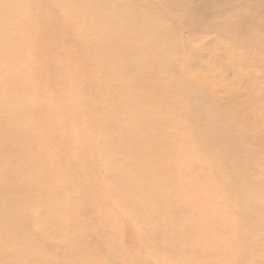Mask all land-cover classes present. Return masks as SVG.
Masks as SVG:
<instances>
[{"label": "rangeland", "instance_id": "rangeland-1", "mask_svg": "<svg viewBox=\"0 0 264 264\" xmlns=\"http://www.w3.org/2000/svg\"><path fill=\"white\" fill-rule=\"evenodd\" d=\"M12 1H13L12 2L13 6L25 5L26 7L25 6L24 7L26 9H24L23 7V13H20V16L18 17V19L20 20H18V22H15V20H10V18H8V16H6L5 14L3 18H1L0 16V20H1L0 27L1 28L10 27L14 23L16 26L15 29L9 30V32H6L5 34L0 35V70H1L0 74L3 75V79L0 80V144H1L0 145V169H3L5 176H7L6 184L8 185V183L10 182L9 185L5 187V189L7 188L8 192L6 190V192H3L2 194L3 195L4 193L11 194V195L8 194L10 195L9 197L8 195H5V197H7L6 199H8V204L4 205V203H2L3 201H1V207H2V210L5 209L7 210V212L9 211L8 213L10 216L12 215L15 218L16 217L19 218L20 216L23 217L24 215L23 213L27 212L25 210V206L28 204L29 201H31L29 199H32V200L37 199L36 204L38 205H36L37 208L35 209H38V211L43 212V211H47V209L51 210L53 209V207H57L58 209H60V206H62L60 210H57V208H54L53 209L54 211L51 210L49 212L55 213L57 210L55 215L58 214V212H60L59 213L60 215L64 213V211H66L64 213L66 215L62 214V216H59V215L54 216V213H53L54 218L56 217L57 219L58 217L61 220V221L58 220L59 222H57L54 218H53L54 221L53 219L49 217L46 219L47 220L46 223H49L51 220L53 222H56V223H53L51 221L49 223V225L54 226L55 228L54 227L51 228L50 226H48V224H46L43 221L45 224L44 223L42 224V228L40 229V232L41 231L43 232V230L44 231L46 230L47 232L45 231L44 233L45 234L47 233L49 237H51V238H48V240H46L47 239L46 236H48L46 235L44 236L45 239L43 240H45V242L51 241L54 244L53 247H48V245L51 244V242L45 243L43 242V240L42 242L36 241V239L40 238V237L38 238V235H36L37 237H35L34 239L35 241L27 243L28 239L26 238V233L28 231L26 230V228H23L24 230L21 229L22 231L26 232L24 235L21 236V239L24 240L22 244L20 240H19L20 242L19 243L18 241L15 242L16 240L12 239V243L15 242V244L16 243L19 245L21 244L20 248H18L19 245L17 246V244L16 245L11 244V246H9L10 245L9 242L7 241L9 245L7 244V242H5L6 244L3 246L4 248L14 247V251L12 249V251L8 254L9 260L11 259L10 260L11 262H8V263L9 264H55L54 261L60 259L62 257V254H64L68 250V252H71L72 255L71 256L69 255L70 260L68 261L67 264H90V263L91 264H133L134 262H137V261L138 263L140 262V264L141 263L142 264H183V263L185 264V262L186 264H192V263L207 264V261L210 258L211 260H209L208 264H211V261L213 262V264H215V262L216 263L218 262L217 264H264V231L262 229V227L264 228L263 226L264 221H262L263 219L262 216L264 217V215H262L263 214L262 211H264V208H263L264 207V202H263L264 201L263 200V197H264V174H263L264 173V0H209V2L207 1V3H209L207 7L208 15H204V13L202 12V8H203L202 6H205L204 3L206 2V0H153L156 3H158L159 5L158 7L161 9L160 12L153 14V16H146L145 19L140 20V21L132 19L133 18V16L131 15L132 8L128 7L127 5L125 6L126 8L125 15L119 16L116 20H109L106 18L100 20L96 17L95 7H88L86 11H83L82 14H80L77 11H75V9H77V6L75 4L70 3V11L72 12V14H70L71 19L69 22L65 20V18H67L68 15L66 17L60 16V13H61L60 9L61 8L66 9V6H64V4L60 5L61 8L59 6H56L54 8V5L51 4L50 0H12ZM117 3L118 2L116 0H112V2L108 4L112 6L113 4L115 5ZM2 6L11 7L10 3L9 5H3V2L0 1V8H2ZM50 8L56 9L55 15L53 14L51 15ZM145 11H148V9H145ZM39 13L41 15H39ZM39 16H41V18ZM152 27H155V30L151 29ZM34 32H36V34H34ZM38 33H42V34L38 35ZM15 37L18 38V41H19L18 46L14 44ZM70 41L72 43H70ZM115 43L121 48V53L116 54V51L112 49L111 46L109 45L111 44L114 47H116ZM73 44L75 46H73ZM102 44H107V47L102 49L101 48ZM15 47L17 48L13 49ZM19 47H22L23 49H20ZM152 51L154 53H152ZM63 52L65 53L63 54ZM64 56H66L67 58ZM71 57L72 58L74 57V58L72 59ZM33 58H34V61L36 60V62L33 61ZM111 58H113L114 60ZM64 59H67L68 61L67 60L64 61ZM71 59L75 62H72ZM106 59H108L110 63ZM82 60H83L84 66L82 65V63L80 64ZM73 63L75 64V66ZM85 65H86V69H84ZM90 66H92L93 68ZM81 67L83 70L78 69ZM88 69H90L91 72H89L90 70ZM87 70L90 75H87ZM30 72L31 74L29 75L28 73ZM92 72H94L93 74L95 77H97L98 80L101 79L100 77H102L103 79L104 77H108L110 79V80H106L108 81V85L106 84V86L108 88L110 87L109 93L111 94L107 95L110 99L106 103L107 105L103 104L104 108L105 106L107 107V110H104V111L99 110L100 112H98V114L100 113L101 118L105 116V119L108 118L107 116L111 117L112 115L111 121L114 122L115 124H121L122 128L124 129V130L121 129L119 133L125 134L128 132V135H131L127 138L128 143L124 144L125 148H122V149L119 148L121 150L118 151V153L119 152L121 153H119L120 158L118 157V154H117V158L120 161L114 159L112 155L114 150H116L115 148L119 147L122 143L121 140L119 139V135H116L117 133L114 135H111L109 133L110 129L114 130L112 127V124H109V123L105 124L104 127H101L102 130L100 129L99 131L90 130L89 128L90 130L89 132L87 128L85 129L81 128V131L84 133H81L80 130H78L79 131L78 133L76 130V134H75V130L74 131L68 130L67 126L66 127L61 126L64 130V132H62L61 131L62 128H61L60 129V131L62 132L61 133L59 130L55 131L54 130L55 128H53V130L51 129L48 130L49 128H46V126H44V123H43V119L45 117L43 118L40 117L46 111L47 114L46 113L45 114H46L47 119L49 118V116H52L54 114L53 116L59 117L61 124L64 123L65 119H62L63 117L65 118L64 112L70 106V102H67V101H72L74 99L80 100L81 98L80 92L84 93L85 90L87 89H90V91H92L93 89L90 88L91 87L90 85L94 83L95 81H98L96 79L94 80L91 79L92 77H94ZM79 73H81L82 75L81 74L79 75ZM39 74H42V75L39 76ZM46 74H48L49 76ZM46 76H48L47 79H46ZM85 76H88V77L86 78ZM79 77L81 78L79 79ZM42 79L44 81L46 80L48 81L44 82ZM41 81H43V83H46L45 87L47 90H45L44 84ZM75 81L78 83V86L75 85L76 84ZM81 81H84L85 85L83 84L84 86L82 85V87H79L81 86V83H83ZM89 82L90 84L88 86ZM74 86L77 87L78 91H76V87ZM104 87H105V84L103 87L100 88V90L103 89ZM137 88L139 91L137 90ZM136 90L138 91V93H136L137 92ZM87 92L88 91H86L85 93ZM36 93L38 94L36 95ZM91 93L92 92L88 94L90 95ZM151 94L153 97L150 96ZM103 95L105 96L104 93ZM116 95L118 98L121 97V99L118 100L117 98L113 97ZM177 95H178V98H177ZM197 95H198V98H197ZM39 96L41 97L45 96V97L41 98ZM57 96L58 97L61 96L59 97L58 101H57L58 99ZM37 98L38 100H36ZM39 98L41 99L40 101H39ZM90 98L93 101H95L96 99V98L95 99L92 98L91 95H90ZM197 101L199 104L200 102H203V101L204 103L211 102L209 104H212L211 106H214L213 107L214 111L212 113L213 115L211 116L210 114L209 117L207 118L206 117L207 115H205L204 117L202 116L201 113L197 114L195 111V108H196L195 106H197ZM40 102L41 103L43 102V103L41 104ZM54 102L56 104H54ZM58 102L60 103L58 104ZM114 102L116 104L118 102V104L115 105ZM91 103L93 104V102ZM94 103L95 105L93 104L92 108H94L97 104L96 102ZM60 104L63 106H60ZM85 104L89 105V103H86V102ZM130 104H133V106L135 105V106L140 107L141 110L137 108L135 110L134 107L133 109L130 108L129 110L127 106ZM40 105H41V108H40ZM159 105L160 107H158ZM34 106L37 109V111L33 113V116L36 118H33V116L31 117L32 115L31 113L34 112V109H35ZM59 106L60 108H63V107L64 108L61 110L59 109ZM193 107H195L194 108L195 114L193 112ZM162 108L163 110L167 109L168 112H171V111L174 112L175 109L176 108L177 109L174 113L173 112L167 113V110L165 111L166 112L165 113L162 111ZM54 109H55V113H54ZM38 110L41 111V113L39 114L40 118L37 116L38 112H40ZM191 110H192L191 113L193 114V116L190 113ZM110 111L112 113H110ZM138 112H142V113H138ZM175 113H177L179 117H177ZM164 114H167V117H165L166 115ZM173 114H175L176 119L174 118L175 116ZM19 115L21 119H17ZM194 115L195 117L196 115L198 117V118L196 117L195 120H194ZM220 116L222 120L220 119ZM120 117L121 118L123 117V118L121 119ZM46 118L44 120H47ZM40 119H41V122L39 121ZM200 119H202L201 122L204 124H208L211 121L210 122L211 124H209V126L212 125L211 127L213 128L216 126L215 127L216 130L219 129L220 131H222V133H224V131L227 130L229 134L231 133L230 137H232L233 140L229 138L228 132L225 134L226 137L224 135L223 136L220 135L222 137L220 136L216 137L217 136L216 135L215 138H212V140L210 138H209L210 140L206 138L204 140L203 139L204 137L202 136L205 135L208 138L207 135L209 134V132H207V129L206 131H203L202 128H201V131H198L196 127L199 125L198 121H200ZM107 120H109V118ZM165 120L167 121L168 124L165 122ZM156 121L157 123H155ZM35 122L37 123L36 127L34 124ZM191 123L198 124L196 126L194 125L195 126L194 131L193 130L191 131L190 130L191 128L188 127L189 124L191 125ZM223 123L225 125H223ZM57 125L58 124L55 123V126ZM170 125L174 126V128L171 126L173 130L170 129L171 128ZM194 126L191 125V127H194ZM221 126L222 127L224 126L226 129L224 127L223 129ZM32 127L34 128L32 129ZM37 127L39 128L38 131L41 128L40 132L37 131L39 134L43 131V134L42 133L40 134L43 138L40 137V135L37 134V132H36V135H39V136L35 137L34 130L37 129ZM198 128L200 129V127ZM187 129L190 131L187 132ZM67 130L70 132V134H66V132L69 133ZM143 130H146V131H143ZM183 130H186L187 133ZM53 131L60 132V134L58 133L55 134ZM122 131H124L125 133ZM71 132H74L75 134L74 137H72L73 134H71ZM94 132L95 133L97 132V133L94 134ZM168 132L170 133V135L173 134L171 136L172 138L170 137L172 140L170 141V143H168L170 140L169 138L170 135ZM175 132L178 133V134L176 133L178 138L175 137L176 136ZM232 132H234V134ZM88 133L90 134V136ZM103 133L105 135H103ZM150 133H152L153 135H151ZM195 134H196V137H195ZM200 134L201 135L203 134V135L198 136ZM149 135H150V138H149ZM183 135H186V136L184 137ZM56 136H58L59 138ZM66 136L68 137L70 136L72 138V139L70 138L72 140L70 142H72L73 147L71 148L72 150L71 149L69 150L71 152L67 151L69 148L67 149L68 146H65L66 145L65 139L67 138ZM78 136H83L82 140H81V137L79 138ZM198 137H201V138H198ZM235 137H238V138L236 139ZM36 138L39 140H36ZM44 138H46L47 141L49 140L48 142L50 143L51 141H53V143L51 144L48 143L49 144L48 145L46 140H45V143H42L44 142ZM93 138H95L94 141H93ZM103 138L106 140H104ZM76 139L77 140L79 139V141H77ZM234 139H236L237 144L234 143L235 142ZM99 140H100V143H99ZM101 141L104 144H102ZM117 141H119L118 142L119 144L117 143ZM179 141L181 142L183 141L182 144ZM185 141L186 143H184ZM207 141H210L209 142L210 144H208ZM55 142H58V143L55 144ZM211 142L213 144L215 143L214 146L217 144L216 147L213 146L212 148ZM60 143H62L63 146ZM164 143H166V145ZM172 143H173V146H171ZM206 143L208 144L207 146H209L210 149L206 148L207 147L205 146ZM54 144L55 145L59 144V146H55ZM94 144H95V147L93 146ZM167 144L169 145V147ZM234 145L236 149H234ZM48 146H50L51 150L54 153L49 150ZM76 146L77 148H75ZM63 147H64V150L66 151L61 149ZM202 147H205V148H202ZM41 148L42 149L44 148V149L42 150ZM99 149L100 151H98ZM198 149L200 151L201 149L202 150L204 149V152L201 151V154H202L201 156H203L202 157L203 159L198 157L200 155V152ZM208 149L209 151L212 150L211 153L209 151H208L209 153H207ZM232 149L234 150V152H232L233 151ZM81 150H83V152ZM110 150H113V151H110ZM214 150L215 151L218 150L217 152H219L220 154L215 152ZM80 151L82 154V157H81L82 159L80 158L81 160L78 158L81 155L79 156L76 155V153L80 154ZM1 152L3 154H1ZM68 152H69V158L66 156V154L68 155ZM93 152L94 153L96 152V153L93 154ZM193 152H194V155L196 154L195 156L193 155ZM44 153H45V156H44ZM213 153L214 155H212ZM215 153H217L216 156H215ZM233 153H236V154L234 155ZM49 154L55 155V158H52L54 157L53 155L49 157ZM71 154H74L73 157ZM142 154H143V158L141 159L138 155L142 156ZM154 154H155V157L153 156ZM59 155H62L61 156L62 158L65 157L63 158L65 160L62 159L64 163L61 162L62 160H60L61 157H59ZM209 155H212V156H209ZM231 155L232 156L234 155L235 157L236 155H238L236 158L240 157L239 159H242L240 160L242 161V164H243L241 170H239L240 167H238V169L236 167L235 169V165L231 163L232 161ZM28 156L30 158L32 157L31 160L27 158ZM204 156H207V157L209 156V158L207 159L205 157L206 158L205 159ZM214 156L215 158H213ZM218 156H220V159ZM24 157H26L27 159H25ZM87 157L89 160L87 159ZM196 157H197L198 162L196 160ZM244 157H248L250 161L246 162V159L244 161L243 159ZM92 158L95 161H93ZM228 158L230 159L228 160ZM51 159H54V160H51ZM96 159L98 162H100L99 166H98ZM58 160H60V162ZM201 160L202 161L204 160L203 164L201 163L202 162ZM212 160L216 161L217 164L218 163L219 164L217 165L215 162L213 163ZM30 161L32 164L30 163ZM73 161L74 163H72ZM45 162H48V163H45ZM55 162H59L61 165L60 164L57 165V163L55 164ZM227 162H228V165H227ZM69 163H72V164H69ZM224 163L225 165L222 168V165ZM49 164H51L50 167H49ZM63 164H64L63 168L66 167L64 169L61 167ZM191 164H192V167H191ZM199 164L203 166L196 167V165H199ZM14 165H18L19 167L18 166L15 167ZM53 165H57V167L59 166L61 168L58 167L59 168L58 170V168L55 167L54 168L55 172H51L53 170L52 169ZM91 165H93V167ZM193 165L195 167H193ZM219 165L222 169L219 168ZM233 165H234V168H233ZM29 166L31 169L26 170L27 168H29ZM97 166L101 168L99 169ZM210 166L213 169H211ZM75 168L79 170H81L82 168L81 171L83 172L81 171L77 172ZM176 168L178 172L176 171ZM195 168H197V170ZM232 168L235 170L233 171ZM73 169H74V174L72 172ZM210 169L213 170L214 172H212ZM228 170L229 171L231 170V171L229 172ZM47 171H48V174L45 175ZM56 171H57V175L54 174L56 173ZM32 172L34 173L32 174ZM103 172L104 174H102ZM193 172H196L195 174L196 176L193 174ZM204 172L207 175L209 174V176H207ZM234 172L235 174L232 175ZM30 173L32 176H29ZM59 173L61 175H59ZM81 173L83 175H80ZM200 173H204V176L203 174L200 175ZM216 173L218 175V178L221 177L220 181L222 180L221 182H223V184L219 181V179H217V175L215 176ZM211 174L213 175V177H211L212 176ZM239 174H241L243 178L239 177ZM70 175L72 177H69ZM143 175L145 177H143ZM197 175L200 177L199 178L200 181L202 180L201 182H199ZM223 175L225 177H223ZM231 175L232 177H230ZM167 176L168 178H166ZM158 177H161V178H158ZM215 177L217 179V182L215 180ZM247 177L249 178L247 179ZM51 178H52V181H50ZM87 178L89 181L87 180ZM100 178L102 179L101 181L103 183L97 180V179L100 180ZM122 178L126 180L127 184L129 183L128 185L130 188L123 184ZM192 178L193 179L197 178L195 180H197L198 183ZM55 179H57L58 181V183L56 182L57 185L60 183L59 184L61 185L60 188L57 185H53V184H56L53 181ZM85 179L87 182L84 181ZM94 179L95 181H97L98 186L95 185L96 182L94 183ZM223 179L226 180V182H224ZM242 179H245L247 181L250 179L247 182L248 185L246 184V182L244 183L243 181L245 180H242ZM27 180L29 181L28 183H27ZM61 180L63 182H61ZM208 180H211L210 184ZM104 181H106L107 183ZM160 181H162V183H160ZM193 181H194V184L192 185ZM236 181L238 183H236ZM13 182L15 183L14 185L15 188L11 187L13 186L12 185ZM239 182L241 183L239 184ZM242 182L244 183V187H242L243 185ZM84 183H86L87 186H85ZM89 183L92 186H95L94 189L92 188L91 185H89ZM173 183L175 184V186ZM212 183H215V184L212 185ZM252 183L253 184L255 183L254 186ZM142 184L144 187L142 186ZM163 184L166 188L163 187ZM204 184L207 186V189H205L206 187ZM219 184H220L221 192L218 195ZM226 184H227V187H226ZM250 184H252L251 187L249 186ZM210 185L212 186V188ZM29 186L31 187L28 188ZM191 186L193 187L192 189L190 188ZM37 187L38 188L40 187V188L38 189ZM88 187L90 191L89 194L87 193ZM195 187L197 188L196 190H195ZM208 187H210V191ZM245 187L248 188V190ZM255 187L257 188V190H255L256 189ZM124 188L127 189L128 192ZM154 188L157 189V190L155 189L156 191L155 193L153 190ZM243 188L247 193L242 191ZM226 189L227 191L229 190L228 193L226 192ZM249 189L254 190V193H256L255 199L253 198L254 196L252 195L253 193H250ZM66 190H70L71 192H68ZM75 190L77 191L75 192ZM97 190L100 193L97 192ZM108 190L110 191L107 192ZM120 190L122 191L120 192ZM212 190L214 191V193L216 192L217 194L216 193L214 194ZM59 191H62V192H59ZM132 191L133 192L135 191V192L133 193ZM176 191L178 194L175 193ZM67 192L69 194L71 193V195L74 192L75 194H73L72 197L71 195L70 197L67 196L69 194H66L67 197L63 195V198L59 196V194L62 196V194H65ZM158 192L161 193L160 196L155 195ZM162 192L163 194L165 192L163 196L165 200L163 199V197H161ZM126 193L128 195L130 193L129 196H131L132 193L135 196H137L138 194L137 197L132 196L133 198H136L137 201L136 199H132L131 197H129ZM221 193H223L225 196L222 195ZM84 194L86 195L83 198ZM168 194L174 195V198L173 196H171L173 199L170 198ZM74 195L76 196L73 197ZM122 195H124L126 199L122 198V200L120 201L121 197H124ZM242 195L246 196L244 199L245 201L243 200L244 197L241 198ZM257 195L259 199L258 197H256ZM17 196L21 197V199L19 197H18L19 199L18 198L16 199ZM37 196L41 197L42 199L41 202ZM64 197L68 201L63 200ZM165 197L170 198L171 199L170 202H167L169 201V199L168 198L166 199ZM22 198H24L25 200H22ZM78 198H79V202H78ZM93 198L94 200L97 199V201L99 202L96 203V200H95L92 203ZM129 198H131L132 199L131 201L135 202V204L137 205L138 212H135V216H131V215L127 216L125 214L126 217L124 215L123 217H121L120 216L121 208L126 204L127 205L131 204ZM155 198L159 200H156ZM1 199H3L2 196L0 197V200ZM61 199L63 200V202L61 201ZM71 199L74 201L72 202ZM219 199L220 201L217 202V200ZM224 199L226 200V202ZM251 199L253 201H251ZM140 200H143V201L140 202ZM172 200L173 201L176 200L175 201L176 203L174 202L175 203L174 204ZM229 200H230V203L228 205ZM257 200L259 201L256 202ZM162 201L163 203L164 202L165 203L164 204L161 203ZM18 202H20L21 204ZM61 202L64 205V207H67L65 205L69 206L70 204L69 206L70 208H65L64 210V207L61 204ZM124 202L126 204H124ZM166 202L168 203V205ZM260 202L261 204L263 203L262 205H260V207L263 208L261 210L262 216H260L261 208L258 205ZM41 203H43V205L45 204V207L47 206L48 203L50 205L48 204V206L45 208L43 207V205L41 206ZM52 203H53V206H52ZM250 203L252 204L250 205ZM99 204H101V206L103 207H100ZM132 204L131 206L134 205ZM159 205L161 206L159 207ZM248 205H250L251 206L250 208H252L253 210L252 209L250 210V208L248 207L246 211L249 210L251 213L249 211L246 212L244 210L246 209ZM253 205L255 207V210L253 208ZM10 206H12L13 208ZM17 206H19V208ZM21 206L23 208H21ZM172 207L173 209H171ZM10 208L12 209L16 208V211L14 210L15 212H12L13 210ZM113 208H114V211L112 210ZM236 208L238 209L243 208V210L239 209V212H238ZM23 209L25 211H23ZM186 209L189 210V212ZM70 210H73V211H70ZM158 210H161V211H158ZM175 210L177 211L174 213ZM232 210H234L233 211L234 213L237 212L238 214L237 213L233 214L231 212ZM107 211L109 212V214ZM253 211H256V212H253ZM19 212L22 213V215ZM105 212H107V214ZM226 212L228 213L226 214ZM252 212L254 214H252ZM74 213H76V215L78 213L79 214L75 216L74 218H72V216L75 215ZM190 213L192 215H190ZM244 213H247L245 214L247 215L246 217L243 216ZM148 214H150L151 216ZM179 214H181L180 215V217L182 216L181 218L177 217L179 216ZM231 214H233V216ZM109 215L111 217H109ZM89 216L91 217L88 218ZM105 216L108 218L105 219L104 221ZM148 216L150 217V219L148 218ZM137 218H139L138 219L139 221L137 220ZM235 218H238V219H235ZM247 218H249L248 219L249 221L247 220ZM254 218H257V219H254ZM123 219L124 221L122 222L121 220ZM126 219H128L131 223L127 222L128 220ZM178 219L179 221L181 219V221L179 222ZM113 220H115V222ZM145 220L146 222H144ZM242 220H245V221L241 222ZM107 221L109 223H107ZM125 221L127 222V224ZM142 221L143 223H145V225L142 224ZM151 221L152 223H150ZM72 222L75 223V225H73ZM138 222H141L140 225L142 224V226H139ZM184 222H185V225H184ZM234 222L236 223V225ZM113 223H115V225L117 224L120 225L122 223L121 224L122 226L121 225L114 226ZM159 223L161 225L163 223L165 224L161 226ZM253 223L256 225H254ZM190 224L192 225L191 227L188 228L186 225L189 226ZM55 225L56 226L58 225V227H56ZM65 225L66 227L64 228ZM146 225H148V227L150 225L151 228L149 227L150 228L149 229L148 227H146ZM46 226L50 228L49 233H48ZM133 226H137L140 230H138V228L135 227V229H133V231L130 232L132 230L130 228H134ZM143 226H145L146 228H144ZM160 226L161 228L159 230L160 231L162 230L161 232L165 231L166 235H169V233L171 234V236L169 235L168 238L173 236L172 237V240H173L174 237L177 236V239L180 240L178 241L179 243L184 242L182 243L183 246L181 245V243L180 245L182 246L181 247L182 249L184 247L188 248L187 252L185 250L186 248H184L182 252L180 251V249L178 250V247H180V245L177 244L178 242L176 241L177 239L175 238L174 242L176 241V244L174 243L175 246L173 247L176 248V252L178 254L175 253L174 251L175 248H170L171 247L170 245H172L173 243L168 242L169 240L171 241V238L165 239L167 238L165 234H162L161 232L156 233L157 231L159 232L157 228ZM164 226L166 227L165 230H164ZM180 226L182 227V230H178ZM192 226L194 227V229ZM251 226L255 228L253 227L251 228ZM113 227L115 229L114 232H116L117 227H119L118 230H120V232L119 231L118 232L120 234L116 232L113 235V230H114ZM125 227L127 229V234H125L126 232V229H124ZM172 227H173V231L177 230V232L175 231V236L172 235V233L174 234V232L172 231ZM259 227H261V231ZM10 228L16 229L18 231L20 230L18 226L13 225V224L11 225ZM53 228L55 232H53L52 230ZM121 229L123 232H121ZM152 229L154 231L156 229L157 231L155 233L153 231L152 233ZM189 229L191 231L193 230L191 234L189 233L187 234L189 237L191 235V240H189L190 238L187 237L189 239L186 238L187 239L186 241L184 240L186 237L185 233L190 232ZM138 231L145 232L144 237L148 239L149 243L147 242L148 245H145V251H144L143 243L141 242H146V241H142V240L140 241L137 238H134L135 236L140 239L139 235L143 234L141 232L138 233ZM179 231L180 233H178ZM258 231L260 232V234H258ZM30 232L31 231H29L28 233L31 236ZM50 233L51 234L54 233V236L53 234L50 236ZM177 233L180 235V237L182 235L183 237V239L181 238L182 240L180 239V237H178L179 235H177ZM116 234H118L119 236L117 240H116V237L118 236ZM160 234L162 236H160ZM163 235H164V238H163ZM183 235H185V237ZM258 235L263 236V238H260L261 236L258 237ZM111 236L112 237L116 236V237L112 238ZM259 238L261 240H259ZM149 239L150 240L153 239L154 243L152 244V242H150ZM213 239L216 240L215 243ZM114 240L116 241L114 242ZM121 240L123 241L121 242ZM136 240H138V243L136 242ZM117 242L120 244V246L119 244H117ZM165 242L166 243L168 242V244H166ZM24 243H25V247H24ZM114 243H116L117 245ZM164 243L166 244L167 247L170 246L169 251L166 247L165 248L167 250L161 251V249L163 248L162 246H165ZM189 243L191 246L193 245L192 248L190 245H188ZM248 243L250 244L248 245ZM123 244H126L129 247ZM132 244L133 246L135 245V248L132 247ZM136 244L138 246L140 245L141 247L140 246L136 247ZM114 245L117 247H115ZM159 245H162V246H159ZM31 246L32 248H29ZM148 246L151 248H149ZM249 246H251V248ZM40 247L41 249L44 248L42 249L43 252L41 249H39ZM155 247H158L159 250L158 248H155ZM215 247L218 250L215 249ZM241 247H244V249ZM112 248H114L115 250ZM118 248L119 250L120 249L121 250L116 251V249ZM197 248L199 249L198 252H197L198 250ZM36 249H38L37 253H36ZM132 249H135V250L133 251ZM191 250H193L196 254H194V252H192ZM44 251H46V253H44ZM127 251L130 252L131 257L127 253ZM164 251H167V254ZM178 251L181 252L182 254L183 259L181 260H180L181 255H179L180 253ZM17 252H20V255L19 253L17 254ZM143 252H146V253H143ZM2 253L4 252H1L0 250V255ZM203 253H205L206 255ZM211 253L213 254L211 255ZM10 254L12 255V257ZM123 254H125V256H123ZM192 254H193V257L191 259ZM229 254H231V256ZM16 255L17 256L19 255L20 257H17ZM120 255H121V259L119 258ZM176 255L177 256L179 255V256L177 257ZM199 255H202V257ZM216 255L220 256L218 260L216 258ZM229 256H230V260H228ZM127 257L130 259H127ZM132 258L135 259V261ZM177 258L178 260H175ZM112 259L114 260L112 261ZM123 260L126 261V263H124ZM128 260L129 261L131 260L130 261L131 263Z\"/></svg>", "mask_w": 264, "mask_h": 264}, {"label": "bare ground", "instance_id": "bare-ground-1", "mask_svg": "<svg viewBox=\"0 0 264 264\" xmlns=\"http://www.w3.org/2000/svg\"><path fill=\"white\" fill-rule=\"evenodd\" d=\"M0 1L3 2V5H9V3H10V5H11V7H3V6H2V8H0V16H1V18H3V17H4V14H5L6 16H8V18H10V20H15V22H18V20H20V19H18V17L20 16V13H23V7H24L25 5L13 6V3H12L13 1H12V0H0ZM116 1H117L118 3L115 4V5L113 4V5L111 6V5H109L108 3L112 2V0H50L51 4L54 5V8H55L56 6H59V7H60L61 4H64V6H66V9H63V8L60 7V8H61V9H60V11H61L60 16H64V17H66V16L68 15V17L65 18V20H66L67 22L70 21V19H71L70 14H72V12L70 11V3L75 4V5L77 6V9H75V11H77V12L80 13V14H82L83 11H86V10L88 9V7H95V8H96V17H97L98 19H100V20L105 19V18H106V19H109V20H116L119 16H123V15H125V14H126V8H125L126 5H127L128 7H131V8H132V10H131V15L133 16L132 19H134V20H138V21L145 19L146 16H153V14H156V13L160 12V10H161V9L158 7V6H159L158 3H156V2L153 1V0H116ZM207 1L209 2V0H206V2L204 3L205 6H202V7H203V8H202V12L204 13V15H208V8H207V7H208L209 3H207ZM25 7H26V6H25ZM25 7H24V9H26ZM54 8H50V9H51V10H50V11H51V15H52V14H53V15L56 14V9H54ZM145 9H148V11H145ZM24 13H25V12H24ZM39 15H41V14L39 13ZM39 17L41 18V16H39ZM40 18H39V20H40ZM37 20H38V19H37ZM0 21H1V20H0ZM45 21H46V20H45ZM67 22H66V23H67ZM29 24H30V23H29ZM30 25H31V24H30ZM30 25H29V26H30ZM19 26H20V25H19ZM19 26H18V27H19ZM15 27H16V26H15V23L12 24L10 27H7V28H1V27H0V28H1V29H0V35H1V34H5L6 32H9V30H13V29H15ZM29 28H30V27H29ZM36 28H37V27H36ZM41 29H42V28H41ZM151 29L155 30V27H152ZM34 30H35V29H34ZM68 30H69V29H68ZM146 30H147V29H146ZM36 31H37V30H36ZM39 31H40V30H39ZM37 32H38V31H37ZM40 32H41V31H40ZM42 32H43V30H42ZM156 32H157V30H156ZM34 34H36V32H34ZM40 34H42V33H38V35H40ZM33 36H34V35H33ZM33 36H32V37H33ZM35 36H37V35H35ZM41 36H42V35H41ZM50 36H51V35H50ZM32 37H31V39H32ZM39 37H40V36H39ZM163 37H164V36H163ZM33 38H34V37H33ZM36 38H37V37H36ZM14 39H15V43H14V44L18 46V45H19V44H18V43H19L18 38L15 37ZM34 39H35V38H34ZM40 39H41V38H40ZM43 39H44V38H43ZM16 40H17L18 42H17ZM72 41H73V40H72ZM151 41H152V40H151ZM66 43H67V42H66ZM70 43H72V42L70 41ZM109 45L111 46L112 49H114V50L116 51V54L121 53V48H120L116 43H115L116 47H114V46L111 45V44H109ZM73 46H75V45L73 44ZM58 47H59V46H58ZM105 47H107V44H102V45H101V48H102V49H104ZM145 47H146V46H145ZM16 48H17V47H15V48H13V49H16ZM19 48H20V49H23L22 47H19ZM59 48H60V47H59ZM60 49H61V48H60ZM66 52H67V51H66ZM25 53H26V52H25ZM64 53H65V52H63V54H64ZM152 53H154V52L152 51ZM77 54H78V53H77ZM67 55H68V54H67ZM67 55H66V56H67ZM150 55H151V54H150ZM66 56H64V57H66ZM39 57H40V55H39ZM62 57H63V55H62ZM74 57H75V56H74ZM74 57H73V58H74ZM86 57H87V56H86ZM156 57H157V56H156ZM12 58H13V57H12ZM21 58H22V57H21ZM66 58H67V57H66ZM71 58H72V57H71ZM73 58H72V59H73ZM87 58H88V57H87ZM31 59H32V58H31ZM72 59H71V61H72V62H75V61H73ZM80 59H81V58H80ZM88 59H89V58H88ZM111 59H113V58H111ZM66 60H67V59H64V61H66ZM106 60L109 62L108 59H106ZM113 60H114V59H113ZM33 61H34V58H33ZM67 61H68V60H67ZM34 62H36V60H35ZM34 62H33V63H34ZM72 62H71V63H72ZM84 62H85V61H84ZM18 63H19V62H18ZM57 63H58V62H57ZM59 63H60V62H59ZM66 63H67V62H66ZM81 63H82V65H83V60H82V62H80V64H81ZM109 63H110V62H109ZM36 64H37V63H36ZM42 64H43V63H42ZM68 64H69V62H68ZM73 64H74V63H73ZM63 65H64V64H63ZM78 65H79V64H78ZM98 65H99V64H98ZM110 65H111V64H110ZM74 66H75V64H74ZM83 66H84V65H83ZM136 66H137V65H136ZM90 67H92V66H90ZM54 68H55V67H54ZM73 68H74V67H73ZM92 68H93V67H92ZM78 69L83 70L82 67H81V68H78ZM84 69H86V65H85ZM35 70H36V69H35ZM72 70H73V69H72ZM74 70H75V69H74ZM88 70H90V69H88ZM88 70H87V75H90L89 72H91V70H90L89 72H88ZM94 70H95V69H94ZM0 71H1V70H0ZM95 71H96V70H95ZM171 71H172V70H171ZM98 72H99V71H98ZM134 72H135V71H134ZM93 73H94V72H92V74H93ZM22 74H23V73H22ZM28 74L30 75L31 72L28 73ZM28 74H27V75H28ZM80 74H81V73H79V75H80ZM85 74H86V72H85ZM92 74H91V75H92ZM98 74H99V73H98ZM41 75H42V74H39V76H41ZM46 75H48V74H46ZM59 75H60V74H59ZM72 75H73V74H72ZM81 75H82V74H81ZM21 76H22V75H21ZM48 76H49V75H48ZM48 76H46V79H47ZM93 76H94V74H93ZM85 77L87 78L88 76H85ZM94 77H95V76H94ZM94 77L91 78V76H90L91 79H93V80H94V79L98 80L97 77H95V78H94ZM40 78H41V77H40ZM40 78H39V79H40ZM50 78H51V77H50ZM72 78H74V77H72ZM80 78H81V77H79V79H80ZM100 78H101L100 80L95 81L94 83L91 82L92 84L90 85V86H91L90 88L93 89L92 91H90V89H87V90L84 89L85 92H86V91H88V92H87V93H85V92H84V93H83V92H80V95H81L80 100H76V99H74V100H72V101H67V102H70V106H69V107L66 109V111L64 112L65 118H64V117L62 118V119H65V122H64V123L61 124V122H60V120H59V117H58V116H53L54 114H53L52 116H49V118L47 119V118H46V114H47L46 111H45L46 114L43 112L44 114H42V115L40 116L39 114L41 113V111H40L41 109L38 110V111H40V112H38L37 116H38V117L40 116V117H42V118L45 117V118L47 119V120H44V119H45V118H44V119H43V123H44V126H46V128H49L48 130H50V129L53 130V128H55V129H54L55 131H58V130L60 131V129L62 128L61 126H65V127L67 126V127H68V130H73V131L75 130V134H76V130H77V132L79 133L78 130L81 131V128H82V129L87 128V130H89V128H90V130H95V131L98 130V131H99V130L101 129V127H104V126H105V124H107V123L112 124V127H113L114 130L110 129V130H111V131H110V130L108 129V130H109V133H110L111 135H114V134L117 133L116 135H119V139H120L121 142H122L121 145H120L119 147L115 148L116 150H114V152L112 153V155H113V158H114V159L120 161V160L117 158V154H118V157H119V153H121V152L118 153V151H120L122 148H125V147H124V144L128 143V142H127V138H128L129 136H131V135H128V132L125 133L124 131H122V132H124L125 134H121V133H119V132L121 131V129H122V130H124V129L122 128V125H121V124H115L114 122L111 121V119H112V115H111V117H110V116H107V117L109 118V120H107L108 118L105 119V116H103V117L101 118L100 113L98 114V112H100L99 110H101V111L107 110V107L105 106V108H104L103 104H106V103L109 101L110 98H109L107 95H108V94H111V93H109V92H110V90H109L110 87L108 88V87L106 86V84L108 85V81H106V80H110V79H109L108 77H104V79H103L102 77H100ZM2 79H3V75L0 74V80H2ZM69 79H70V78H69ZM75 79H77V78H75ZM82 79H84V78H82ZM42 80H43V79H42ZM85 80H87V79H85ZM10 81H11V80H10ZM43 81H44V80H43ZM43 81H41V82L43 83ZM46 81H48V80H46ZM46 81H44V82H46ZM76 81H78V80H76ZM76 81H75V83H76L75 85L78 86V83H77ZM90 81H91V80H90ZM13 82H14V81H13ZM81 82H83V83H81ZM81 82H80V83H81V86H79V87H82V85L84 84V81H81ZM86 82H87V81H86ZM35 83H36V82H35ZM134 83H135V82H134ZM1 84H2V83H1ZM43 84H44V87H45V84H46V83H43ZM72 84H74V83H72ZM89 84H90V82L88 83V86H89ZM104 84H105V87H104L103 89L100 90V88L103 87ZM135 84H136V83H135ZM141 84H142V83H141ZM190 84H191V83H190ZM37 85H38V84H37ZM40 85H41V84H40ZM51 85H53V84H51ZM62 85H63V84H62ZM84 85H85V84H84ZM84 85H83V86H84ZM101 85H102V86H101ZM32 86H33V85H32ZM76 86H74V87H76ZM130 86H131V85H130ZM172 86H173V85H172ZM132 87H133V86H132ZM31 88H32V87H31ZM83 88H84V87H83ZM53 89H54V88H53ZM53 89H52V90H53ZM78 89H80V88H78ZM161 89H162V87H161ZM37 90H38V89H37ZM45 90H47L46 87H45ZM81 90H82V89H81ZM113 90H114V89H113ZM137 90H138V88H137ZM137 90H136V91H137ZM76 91H78V90H77V87H76ZM76 91H75V92H76ZM79 91H80V90H79ZM138 91H139V90H138ZM138 91H137L136 93H138ZM143 91H144V90H143ZM161 91H162V90H161ZM28 92H29V91H28ZM51 92H52V91H51ZM90 92H92V93L90 94V95L92 96V98H94V99L96 98L97 100L95 99V101H93V100L90 98V95L88 94V93H90ZM189 92H190V90H189ZM53 93H54V92H53ZM62 93H63V91H62ZM103 93L105 94V96L103 95ZM112 93H113V92H112ZM149 93H150V92H149ZM166 93H167V91H166ZM169 93H170V92H169ZM174 93H175V92H174ZM37 94H38V93H36V95H37ZM56 94H57V93H56ZM56 94H55V95H56ZM92 94H93V95H92ZM163 94H164V93H163ZM36 95H35V96H36ZM58 95H59V94H58ZM99 95H101V96H99ZM122 95H123V94H122ZM174 95H175V94H174ZM4 96H5V95H4ZM150 96H152V94H151ZM154 96H155V94H154ZM170 96H171V95H170ZM195 96H196V95H195ZM39 97H41V96H39ZM42 97H45V96H42ZM42 97H41V98H42ZM54 97H55V96H54ZM59 97H61V96H59ZM59 97L57 96V98H58L57 101L59 100ZM99 97H100V99H99ZM111 97H112V96H111ZM113 97L117 98L118 100L121 99V97L118 98L117 95H116V96H113ZM152 97H153V96H152ZM200 97H201V96H200ZM55 98H56V97H55ZM139 98H140V97H139ZM143 98H144V97H143ZM159 98H160V97H159ZM164 98H165V97H164ZM177 98H178V95H177ZM197 98H198V95H197ZM117 99H116V101H117ZM166 99H167V98H166ZM34 100H35V98H34ZM36 100H38V98H37ZM40 100H41V99L39 98V101H40ZM61 100H62V99H61ZM61 100H60V101H61ZM162 100H163V99H162ZM26 101H27V100H26ZM62 101H63V100H62ZM62 101H61V102H62ZM113 101H114V100H113ZM159 101H160V100H159ZM163 101H164V100H163ZM85 102H86V103H89V105H86ZM91 102H93L94 105H95L94 102L97 103V104H96L97 107H96V106H95V107L93 106V107H94L95 109H97V110H95L94 108H92V105H93V104H92ZM111 102H112V101H111ZM183 102H184V101H183ZM199 102H200V101H199ZM205 102H206V101H205ZM33 103H34V102H33ZM35 103H36V102H35ZM40 103H41V102H40ZM40 103H39V104H40ZM42 103H43V102H42ZM42 103H41V104H42ZM59 103H60V102H58V104H59ZM114 103H115V102H114ZM144 103H145V102H144ZM201 103H202V104H201ZM203 103H204V101H203V102H200V104H201V105H200V104L198 103V101H197V106H195L196 108L193 107V112H194V108H195V111H196L197 114H198V113H199V114L201 113L202 116H204V117H205V115H207L206 117L208 118L210 114H211V116L213 115L212 113H213V111H214V108H213L214 106H211L212 104H209V103H211V102H209V103H204V104H203ZM27 104H28V103H27ZM36 104H37V103H36ZM54 104H56V103L54 102ZM108 104H109V103H108ZM117 104H118V102H117ZM117 104L115 103V105H117ZM193 104H194V103H193ZM32 105H33V104H32ZM106 105H107V104H106ZM141 105H142V104H141ZM177 105H178V104H177ZM60 106H63V105L60 104ZM60 106H59V109L62 110L64 107H63V108H60ZM108 106H109V105H108ZM110 106H111V105H110ZM156 106H157V105H156ZM161 106H162V105H161ZM165 106H166V105H165ZM36 107H37V106H36ZM120 107H121V106H120ZM127 107H128L129 110H130V108L133 109V107H134L135 110H136V108L139 109V110H141L140 107L135 106V105L133 106V104H130V105H128ZM158 107H160V105H159ZM175 107H177V106H175ZM178 107H179V106H178ZM34 108H35V106H34ZM40 108H41V105H40ZM44 108H45V107H44ZM167 108H168V107H167ZM171 108H172V107H171ZM215 108H216V107H215ZM35 109H36V108H35ZM35 109H34V112L31 113V114H32L31 117L33 116V113H35V111H37V109H36V110H35ZM59 109H58V110H59ZM165 109H166V108H165ZM169 109H170V108H169ZM176 109H177V108H176ZM176 109H175V111H176ZM178 109H179V108H178ZM190 109H191V108H190ZM28 110H29V109H28ZM42 110H44V109H42ZM61 110H60V111H61ZM93 110H94V112H93ZM166 110H167V109H166ZM166 110H163V108H162V111H163V112H165ZM182 110H183V109H182ZM182 110H181V111H182ZM26 111H27V110H26ZM175 111H174V112H175ZM181 111H180V112H181ZM217 111H218V110H217ZM96 112H97V113H96ZM117 112H118V111H117ZM120 112H121V111H120ZM125 112H126V111H125ZM125 112H124V114H125ZM171 112H173V111H171ZM171 112H168V110H167V113H171ZM174 112H173V113H174ZM177 112H178V111H177ZM182 112H183V111H182ZM191 112H192V110L190 111V113H191ZM48 113H49V111H48ZM54 113H55V109H54ZM103 113H105V112H103ZM110 113H112V112L110 111ZM138 113H142V112H138ZM161 113H162V112H161ZM161 113H160V114H161ZM165 113H166V112H165ZM219 113H220V112H219ZM96 114H98V115H100V116H98V115H96ZM106 114H107V112H106ZM124 114H123V115H124ZM175 114L177 115V117H179L177 113H175ZM175 114H173V115L175 116ZM191 114H192V113H191ZM191 114H190V115H191ZM194 114H195V112H194ZM203 114H204V115H203ZM34 115H35V114H34ZM49 115H50V114H49ZM161 115H162V114H161ZM164 115H166L165 117H167V114H164ZM169 115H170V114H169ZM171 115H172V114H171ZM180 115H181V114H180ZM183 115H184V114H183ZM62 116H63V115H62ZM155 116H157V115H155ZM174 116H173V117H174ZM192 116H193V114H192ZM217 116H218V114H217ZM217 116H216V118H217ZM40 117H39V118H40ZM115 117H116V116H115ZM123 117H124V116H123ZM123 117H122V118H123ZM160 117H161V116H160ZM171 117H172V116H171ZM196 117H197V115H196ZM196 117H195V115H194V120H195ZM33 118H36V117L33 116ZM39 118H38V119H39ZM42 118H41V119H42ZM120 118H121V117H120ZM122 118H121V119H122ZM126 118H127V117H126ZM163 118H164V117H163ZM168 118H169V117H168ZM168 118H167V119H168ZM174 118L176 119V116H175ZM197 118H198V117H197ZM200 118H201V117H200ZM207 118H205V119H207ZM17 119H21L20 115L17 117ZM24 119H25V118H24ZM41 119L39 120L40 122H41ZM104 119H105V120H104ZM124 119H125V118H124ZM128 119H129V117H128ZM139 119H140V118H139ZM161 119H162V118H161ZM164 119H165V118H164ZM171 119H172V118H171ZM171 119H170V120H171ZM191 119H192V117H191ZM202 119H203V118H202ZM202 119H200V121L197 120L199 125H198L197 123H194V124L191 123V125H193V126H194V125H195V126L198 125V126L196 127V128L198 129V131H201V128H202L203 131H206V129H207V132H209V134L207 135L208 138H207L205 135L202 136L204 133H203L202 135L200 134V135H198V136H202V137H204V138H203L204 140H205V138L208 139V140H210V139L212 140V138H215L216 135H217L216 137H219L220 135H222V136L224 135V136L226 137L225 134L228 132L227 130H225L226 132L224 131V133H222V131H220L219 129L216 130V128H215L216 126L214 127L215 129H214L213 127H211L212 125L209 126V124H211V123H210L211 121H210L208 124H204V123L201 122ZM205 119H204V120H205ZM220 119H221V116H220ZM106 120H107V121H106ZM137 120H138V119H137ZM137 120H135V121H137ZM155 120H156V119H155ZM158 120H160V119H158ZM162 120H163V119H162ZM178 120H179V119H178ZM189 120H190V119H189ZM211 120H212V119H211ZM216 120H217V119H216ZM221 120H222V119H221ZM35 121H37V120H35ZM105 121H106V122H105ZM125 121H126V120H125ZM141 121H142V120H141ZM176 121H177V120H176ZM191 121H192V120H191ZM191 121H190V122H191ZM197 121H196V122H197ZM27 122H29V121H27ZM27 122H25V123H27ZM104 122H105V123H104ZM165 122L167 123L166 120H165ZM193 122H194V121H193ZM206 122H207V121H206ZM206 122H205V123H206ZM219 122H220V121H219ZM228 122H229V121H228ZM19 123H20V122H19ZM55 123L58 124V125L55 126ZM116 123H117V122H116ZM155 123H157V121H156ZM213 123H214V122H213ZM213 123H212V124H213ZM217 123H218V122H217ZM220 123H221V122H220ZM17 124H18V123H17ZM34 124H35V127H36V126H37V125H36L37 123L35 122ZM123 124H124V123H123ZM128 124H129V123H128ZM141 124H142V123H141ZM145 124H146V123H145ZM167 124H168V123H167ZM167 124H166V126H167ZM169 124H170V123H169ZM182 124H183V122H182ZM185 124H186V123H185ZM226 124H227V123H226ZM228 124H229V123H228ZM4 125H5V124H4ZM130 125H131V124H130ZM176 125H177V124H176ZM191 125L189 124L188 127L191 128V129H190L191 131H192V130L194 131V130H195V126H194V127H191ZM223 125H225V124L223 123ZM128 126H129V125H128ZM158 126H159V125H158ZM164 126H165V124H164ZM171 126H172V125H170V127H171ZM179 126H180V125H179ZM184 126H185V125H184ZM186 126H187V125H186ZM213 126H214V125H213ZM218 126H219V125H218ZM227 126H229V125H227ZM6 127H7V126H6ZM65 127H64V128H65ZM152 127H153V126H152ZM168 127H169V126H168ZM172 127L174 128V126H172ZM172 127H171L170 129H172ZM175 127H176V126H175ZM177 127H178V126H177ZM182 127H183V126H182ZM188 127H186V128H188ZM198 127H200V129H199ZM221 127H222V126H221ZM223 127H224V126H223ZM223 127H222V128H223ZM230 127H232V126H230ZM20 128H21V127H20ZM33 128H34V127H32V129H33ZM106 128H107V127H106ZM164 128H165V127H164ZM183 128H184V127H183ZM224 128H225V127H224ZM224 128H223V129H224ZM228 128H229V127H228ZM23 129H24V128H23ZM29 129H30V128H29ZM29 129H28V130H29ZM38 129H39V128L37 127V129L34 130V132H35V133H34V134H35V137H36V136H39L41 133L43 134V131L39 134L38 132L41 131V128H40L39 131H38ZM56 129H57V130H56ZM170 129H168V130H170ZM175 129H176V128H175ZM225 129H226V128H225ZM232 129H233V128H232ZM232 129H231V130H232ZM28 130H27V131H28ZM68 130H67V131H68ZM87 130H85V131H87ZM90 130H89V132H90ZM101 130H102V129H101ZM117 130H118V131H117ZM163 130H164V129H163ZM168 130H167V131H168ZM172 130H173V129H172ZM190 130L187 129V132L190 131ZM231 130H229V131H231ZM37 131H38V132H37ZM55 131H53L55 134H56V133L60 134L61 131L64 132L63 128H62V130H61L60 132H55ZM128 131H129V130H128ZM143 131H146V130H143ZM167 131H165V132H167ZM177 131H178V130H177ZM183 131L186 132V130H183ZM234 131H235V130H234ZM36 132H37V134H39V135H36ZM53 132H52V133H53ZM62 132H61V133H62ZM68 132H69V131H68ZM129 132H130V131H129ZM172 132H173V131H172ZM178 132H179V131H178ZM187 132H186V133H187ZM18 133H19V132H18ZM30 133H31V132H30ZM32 133H33V131H32ZM81 133H84V132L81 131ZM96 133H97V132H96ZM96 133L94 132V134H96ZM100 133H101V131H100ZM154 133H155V132H154ZM168 133H169V132H168ZM176 133H177V132H175V135H176ZM179 133H180V132H179ZM191 133H192V132H191ZM232 133L234 134V132H232ZM66 134H70V132H69V133L66 132ZM71 134H73L72 137H74V135H75L74 132H71ZM88 134H89V133H88ZM94 134H93V135H94ZM136 134H137V133H136ZM150 134L153 135L152 133H150ZM177 134H178V133H177ZM180 134H181V133H180ZM180 134H179V135H180ZM183 134H184V133H183ZM212 134H213V135H212ZM228 134H229V132H228ZM3 135H4V134H3ZM63 135H64V134H63ZM63 135H62V137H63ZM77 135H78V134H77ZM77 135H76V136H77ZM81 135H82V134H81ZM93 135H92V136H93ZM103 135H105V134L103 133ZM106 135H108V134H106ZM137 135H138V134H137ZM147 135H148V134H147ZM169 135H170V133H169ZM172 135H173V134H171V135L169 136V138H170ZM28 136H29V135H28ZM86 136H88V135H86ZM89 136H90V134H89ZM134 136H135V135H134ZM138 136H139V135H138ZM138 136H137V137H138ZM144 136H145V135H144ZM167 136H168V135H167ZM183 136L185 137L186 135H183ZM213 136H214V137H213ZM222 136H220V137H222ZM230 136H231V133L229 134V138H230L231 140H233L232 137H230ZM244 136H245V134H244ZM40 137H42V136L40 135ZM40 137H38V138H40ZM56 137H58V136H56ZM56 137H55V138H56ZM66 137H67V138H66ZM66 137H65V138H66V139H65V144H66L65 146H68L67 149H68V148H69V149H68L67 151H69V150L73 147L72 142H70V141H72V140H71L72 138H71L70 136H69V137L66 136ZM78 137H79V138L81 137V140H82V138H83V136H78ZM95 137H96V135H95ZM102 137H103V136H102ZM102 137H101V138H102ZM175 137L178 138L177 135H176ZM191 137H192V135H191ZM195 137H196V134H195ZM227 137H228V136H227ZM25 138H27V137H25ZM42 138H43V137H42ZM58 138H59V137H58ZM58 138H57V139H58ZM70 138H71V139H70ZM84 138H85V136H84ZM87 138H88V137H87ZM87 138H86V139H87ZM104 138H105V137H104ZM104 138H103V139H104ZM111 138H112V137H111ZM111 138H110V139H111ZM140 138H141V137H140ZM140 138H139V139H140ZM149 138H150V135H149ZM156 138H157V137H156ZM171 138H172V137H171ZM171 138H170V140L168 139V140H169L168 143H170V141H172ZM181 138H182V137H181ZM198 138H201V137H198ZM209 138H210V139H209ZM235 138L237 139L238 137H235ZM69 139H70V140H69ZM74 139H75V138H74ZM94 139H95V138H93V141H94ZM115 139H117V138H115ZM145 139H146V138H145ZM152 139H154V138H152ZM184 139H185V138H184ZM221 139H222V138H221ZM236 139H234V141H235L234 143H235V144H237V143H236ZM247 139H248V138H247ZM36 140H39V139L36 138ZM41 140H43V139H41ZM45 140L47 141V139L44 138V142H42V141H41V142H42V143H45ZM58 140H59V139H58ZM58 140H57V141H58ZM63 140H64V139H63ZM76 140H77V139H76ZM76 140H75V141H76ZM89 140H90V139H89ZM104 140H106V139H104ZM142 140H144V139H142ZM158 140H159V139H158ZM165 140H166V138H165ZM174 140H175V139H174ZM177 140H178V139H177ZM186 140H188V139H186ZM204 140H203V141H204ZM227 140H228V139H227ZM48 141H49V140H48ZM48 141H47V144L50 143V142H48ZM77 141H79V139H78ZM83 141H84V139H83ZM193 141H195V140H193ZM193 141H191V142H193ZM198 141H200V140H198ZM203 141H201V142H203ZM214 141H215V139H214ZM41 142H40V143H41ZM81 142H82V141H81ZM118 142H119V141H117V143H118ZM153 142H154V141H153ZM179 142L182 144L183 141H182V142L179 141ZM201 142H200V144H201ZM205 142H206V141H205ZM207 142H208V144H210V143H209L210 141H207ZM229 142H230V141H229ZM51 143H53V141H51ZM51 143H50V144H51ZM56 143H58V142H55V144H56ZM62 143H63V142H62ZM62 143H60V144L62 145ZM78 143H79V142H78ZM99 143H100V140H99ZM101 143L104 144L102 141H101ZM147 143H148V142H147ZM149 143H150V142H149ZM151 143H152V142H151ZM155 143H157V142H155ZM159 143H160V141H159ZM159 143H158V144H159ZM174 143H175V142H174ZM184 143H186V141H185ZM188 143H189V142H188ZM211 143H212V142H211ZM232 143H233V142H232ZM55 144H54V145H55ZM82 144H83V143H82ZM109 144H110V143H109ZM118 144H119V143H118ZM164 144L166 145V143H164ZM164 144H163V145H164ZM195 144H196V142H195ZM195 144H194V145H195ZM208 144L206 143L205 146H207ZM214 144H215V143H214ZM214 144H213V143L211 144V145H212V148H213ZM227 144H229V143H227ZM0 145H1V144H0ZM48 145H49V144H48ZM105 145H106V144H105ZM105 145H104V146H105ZM111 145H112V144H111ZM116 145H117V144H116ZM167 145H168V144H167ZM211 145H210V146H211ZM216 145H217V144H216ZM216 145H215L214 147H216ZM232 145H233V144H232ZM26 146H27V144H26ZM55 146H59V144H58V145H55ZM62 146H63V145H62ZM62 146H61V147H62ZM65 146H64V147H65ZM87 146H88V145H87ZM93 146L95 147V144H94ZM104 146H103V147H104ZM150 146H151V145H150ZM157 146H158V145H157ZM161 146H162V145H161ZM171 146H173V143H172ZM171 146H170V148H171ZM195 146H196V145H195ZM200 146H202V145H200ZM200 146H199V147H200ZM38 147H39V146H38ZM46 147H47V146H46ZM64 147L61 148V149L64 150ZM91 147H92V146H91ZM110 147H112V146H110ZM134 147H135V146H134ZM142 147H143V146H142ZM168 147H169V145H168ZM189 147H190V146H189ZM228 147H229V146H228ZM238 147H239V145H238ZM48 148H49V150H50L51 152H53V151L51 150L50 146H48ZM53 148H54V146H53ZM75 148H77V146H76ZM88 148H89V147H88ZM119 148H121V149H119ZM143 148H144V147H143ZM155 148H156V147H155ZM157 148H158V147H157ZM160 148H161V147H160ZM196 148H197V147H196ZM202 148H205V147H202ZM206 148H209V146H207ZM212 148H211V149H212ZM36 149H37V147H36ZM41 149H42V148H41ZM43 149H44V148H43ZM43 149H42V150H43ZM65 149H66V148H65ZM73 149H74V148H73ZM85 149H86V148H85ZM91 149H93V148H91ZM108 149H109V148H108ZM132 149H133V148H132ZM174 149H176V148H174ZM191 149H193V148H191ZM209 149H210V148H209ZM209 149L207 150V153H209V152L211 153V151L213 150V149H212L211 151H209ZM234 149H236V148H235V145H234ZM239 149H240V148H239ZM239 149H237V150H239ZM241 149H242V148H241ZM30 150H31V148H30ZM42 150H41V151H42ZM58 150H60V149H58ZM71 150H72V149H71ZM75 150H77V149H75ZM104 150H105V149H104ZM128 150H130V149H128ZM139 150H140V149H139ZM178 150H180V149H178ZM178 150H176V151H178ZM198 150H199V149H198ZM198 150H197V152H198ZM205 150H206V149H205ZM215 150H216V149H215ZM215 150H214V151H215ZM232 150H233V149H232ZM24 151H25V149H24ZM64 151H66V150H64ZM78 151H79V150H78ZM81 151L83 152V150H81ZM81 151H80V154H79V153H78V154L76 153V155H78V156L81 155V156L78 157L79 159L82 157ZM92 151H93V150H92ZM98 151H100V149H99ZM110 151H113V150H110ZM122 151H123V150H122ZM171 151H173V150H171ZM192 151H193V150H192ZM201 151L204 152V149H203V150L201 149ZM201 151L199 150V152H200V155L198 156L199 158H202V157H203V156H201V155H202V154H201ZM208 151H209V152H208ZM214 151H213V152H214ZM217 151H218V150H217ZM217 151H215V152H217ZM228 151H229V150H228ZM230 151H231V150H230ZM69 152H71V151H69ZM69 152H68V155L66 154V156H67L68 158H69ZM74 152H75V151H74ZM87 152H88V150H87ZM89 152H90V151H89ZM101 152H102V151H101ZM124 152H125V151H124ZM173 152H175V151H173ZM232 152H234V150H233ZM232 152H231V154H232ZM240 152H241V151H240ZM31 153H32V152H31ZM53 153H54V152H53ZM55 153H56V152H55ZM90 153H91V152H90ZM95 153H96V152H95ZM95 153L93 152V154H95ZM99 153H100V152H99ZM217 153H219V152H217ZM217 153H215V156L217 155ZM227 153H228V152H227ZM236 153H237V152H236ZM236 153H233V154L235 155ZM241 153H242V152H241ZM1 154H3V153L1 152ZM23 154H24V153H23ZM39 154H40V153H39ZM155 154H156V153H155ZM155 154L153 155L154 157H155ZM183 154H184V153H183ZM186 154H187V153H186ZM186 154H185V156H186ZM204 154H205V153H204ZM219 154H220V153H219ZM222 154H224V153H222ZM229 154H230V153H229ZM16 155H18V154H16ZM24 155H25V154H24ZM27 155H28V154H27ZM51 155H53V154H49V157H50ZM71 155H72V157H73L74 154H71ZM100 155H101V154H100ZM189 155H190V154H189ZM189 155H188V156H189ZM193 155H194V152H193ZM195 155H196V154H195ZM195 155H194V156H195ZM212 155H214V153H213ZM212 155H209V156H212ZM234 155H233V156L231 155V156H232V157H231V160H232L231 163L235 165V169H236V167H237V169H238V167H240L239 170H241L243 164H242V161H240V160H242V159H239L240 157H239V158H236L238 155H236V157H235ZM242 155H243V154H242ZM34 156H35V155H34ZM44 156H45V153H44ZM47 156H48V154H47ZM53 156H54V157H52V158H55V155H53ZM56 156H57V154H56ZM61 156H62V155H59V157H61ZM93 156H94V155H93ZM138 156H139L141 159L143 158V154H142V156H141V155H138ZM165 156H166V155H165ZM174 156H175V155H174ZM183 156H184V155H183ZM209 156H208V157H207V156H204V158L206 157V158L208 159ZM215 156H214L213 158H215ZM220 156H221V155H220ZM220 156H218L219 159H220ZM67 157H66V158H67ZM100 157H101V156H100ZM157 157H158V156H157ZM159 157H160V156H159ZM24 158H25V159L29 158V160H31L32 157L30 158V157L28 156L27 158H26V157H24ZM37 158H38V157H37ZM37 158H36V160H37ZM63 158H65V157H63ZM63 158L61 157L60 160H62ZM78 158H77V159H78ZM84 158H85V157H84ZM119 158H120V157H119ZM161 158H162V157H161ZM168 158H169V157H168ZM199 158H198V159H199ZM206 158H205V159H206ZM210 158H211V157H210ZM213 158H212V159H213ZM222 158H223V157H222ZM222 158H221V159H222ZM224 158H225V156H224ZM224 158H223V159H224ZM25 159H23V160H25ZM56 159H57V158H56ZM58 159H59V158H58ZM70 159H71V158H70ZM73 159H74V158H73ZM81 159H82V158H81ZM81 159H80V160H81ZM87 159H88V157H87ZM92 159H93V158H92ZM101 159H102V158H101ZM186 159H187V158H186ZM189 159H190V157H189ZM202 159H203V158H202ZM205 159H204V160H205ZM229 159H230V158H228V160H229ZM243 159H244V161H245V159H246V162H249V161H250V160L248 159V157H244ZM10 160H11V159H10ZM29 160H28V161H29ZM48 160H49V159H48ZM51 160H54V159H51ZM60 160H58V161L60 162ZM63 160H65V159H63ZM63 160H62L61 162L64 163ZM88 160H89V159H88ZM160 160H161V159H160ZM162 160H163V159H162ZM171 160H172V158H171ZM173 160H174V159H173ZM196 160H197V157H196ZM204 160H203V161L201 160V161H202V162H201L202 164H203ZM214 160H215V159H214ZM214 160H212V162H213V163L215 162V163L217 164V162L214 161ZM20 161H21V160H20ZM78 161H79V160H78ZM93 161H95V160L93 159ZM96 161H97V159H96ZM118 161H117V162H118ZM158 161H159V159H158ZM176 161H177V160H176ZM190 161H191V160H190ZM205 161H206V160H205ZM13 162H15V161H13ZM26 162H27V161H26ZM49 162H50V161H49ZM59 162H55V164L57 163V165H58V164H60ZM70 162H71V161H70ZM197 162H198V160H197ZM218 162H219V161H218ZM11 163H12V162H11ZM17 163H18V162H17ZM30 163H31V161H30ZM43 163H44V161H43ZM45 163H48V162H45ZM53 163H54V162H53ZM67 163H68V162H67ZM67 163H66V164H67ZM72 163H74V161H73ZM72 163H69V164H72ZM97 163H98V166H99L100 162L97 161ZM97 163H96V164H97ZM129 163H130V162H129ZM152 163H153V162H152ZM192 163H193V162H192ZM194 163H195V162H194ZM206 163H207V162H206ZM220 163H221V162H220ZM225 163H226V162H225ZM225 163L222 165V168H223V166L225 165ZM20 164H21V163H20ZM31 164H32V163H31ZM66 164H65V165H66ZM79 164H81V163H79ZM90 164H91V163H90ZM163 164H164V163H163ZM163 164H162V165H163ZM211 164H212V163H211ZM218 164H219V163H218ZM218 164H217V165H218ZM221 164H222V163H221ZM221 164H220V165H221ZM232 164H231V165H232ZM8 165H9V164H8ZM10 165H11V164H10ZM41 165H42V164H41ZM57 165H53V168H52L53 170H52L51 172H55V171H54V168L57 167ZM60 165H61V164H60ZM139 165H140V163H139ZM199 165H201V164H199ZM199 165H196V167H197V166H198V167H202V166H203V165H201V166H199ZM205 165H206V164H205ZM212 165H213V164H212ZM212 165H211V166H212ZM220 165H219V168H221ZM227 165H228V162H227ZM234 165H233V168H234ZM14 166L17 167L18 165H14ZM30 166H31V165H30ZM30 166H29V168L26 167V168H27L26 170L31 169ZM50 166H51V164H49V167H50ZM63 166H64V164H63L61 167L63 168ZM83 166H84V165H83ZM83 166H82V167H83ZM91 166L93 167V165H91ZM98 166H97V167H98ZM100 166H101V165H100ZM143 166H144V165H143ZM173 166H174V165H173ZM211 166H210V167H211ZM215 166H216V165H215ZM261 166H262V165H261ZM15 167H14V168H15ZM18 167H19V166H18ZM58 167H59V166H58ZM58 167H57V168H58ZM61 167H59V168H61ZM79 167H80V166H79ZM124 167H125V166H124ZM138 167H140V166H138ZM138 167H136V168H138ZM146 167H148V166H146ZM175 167H176V166H175ZM191 167H192V164H191ZM193 167H195V166L193 165ZM204 167H205V166H204ZM207 167H208V166H207ZM212 167H213V166H212ZM212 167H211V169H213ZM253 167H254V166H253ZM12 168H13V167H12ZM37 168H38V167H37ZM59 168H58V170H59ZM64 168H66V167H64ZM64 168H63V169H64ZM98 168L100 169L101 167H98ZM126 168H127V167H126ZM222 168H221V169H222ZM225 168H226V167H225ZM230 168H231V166H230ZM230 168H228V169H230ZM233 168H232V169H233ZM39 169H40V168H39ZM48 169H49V168H48ZM75 169H76V168H75ZM139 169H141V168H139ZM145 169H147V168H145ZM195 169L197 170V168H195ZM203 169H204V168H203ZM207 169H208V168H207ZM211 169H210V170H211ZM235 169H233V171H234ZM55 170H56V169H55ZM76 170H77V172H78V171H81L82 168H81V170H79V169H76ZM101 170H102V169H101ZM193 170H194V169H193ZM200 170H201V169H200ZM242 170H243V169H242ZM48 171H49V170H48ZM48 171H47V173H45V175L48 174ZM64 171H65V170H64ZM71 171H72V170H71ZM84 171H85V169H84ZM176 171L178 172L177 168H176ZM211 171L214 172L213 170H211ZM221 171H222V170H221ZM223 171H224V170H223ZM225 171H227V170H225ZM228 171H229V170H228ZM230 171H231V170H230ZM230 171H229V172H230ZM236 171H238V170H236ZM12 172H13V171H12ZM58 172H59V171H58ZM62 172H63V170H62ZM68 172H69V171H68ZM72 172H73V174H74V169H73ZM81 172H83V171H81ZM99 172H100V171H99ZM206 172H207V171H206ZM209 172H210V171H209ZM212 172H211V173H212ZM33 173H34V172H32V174H33ZM41 173H43V172H41ZM60 173H61V172H60ZM60 173H59V175H61ZM70 173H71V172H70ZM110 173H111V172H110ZM112 173H113V172H112ZM174 173H175V172H174ZM204 173H205V172H204ZM204 173H200V175L203 174V176H204ZM222 173H223V172H222ZM242 173H243V172H242ZM246 173H247V172H246ZM248 173H249V172H248ZM8 174H9V172H8ZM12 174H13V173H12ZM54 174L57 175V171H56V173H54ZM68 174H69V173H68ZM102 174H104V172H103ZM176 174H177V173H176ZM189 174H190V173H189ZM193 174L195 175L196 172H193ZM193 174H192V175H193ZM205 174H206V173H205ZM213 174H214V173H213ZM226 174H227V173H226ZM229 174H231V173H229ZM229 174H228V175H229ZM234 174H235V172H234L232 175H234ZM252 174H253V173H252ZM263 174H264V173H263ZM22 175H23V174H22ZM50 175H51V174H50ZM52 175H53V173H52ZM63 175H64V174H63ZM65 175H66V174H65ZM80 175H83V174L81 173ZM96 175H97V174H96ZM96 175H95V177H96ZM111 175H113V174H111ZM162 175H163V174H162ZM192 175H191V176H192ZM206 175H207V174H206ZM211 175H212V174H211ZM216 175H217V173L215 174V176H216ZM232 175H231L230 177H232ZM29 176H32L31 173H30ZM37 176H38V175H37ZM150 176H151V175H150ZM195 176H196V175H195ZM197 176H198V175H197ZM207 176H209V174H208ZM236 176H237V174H236ZM236 176H235V177H236ZM246 176H247V175H246ZM246 176H245V177H246ZM6 177H7V176H5L4 170H3V169H0V197L2 196V198H3V199L0 200V248L3 247V246L6 244L5 242H7V241H8L9 244H10V245H9L8 242H7V244H8L9 246H11V244H12V245H13V244L16 245L17 243L15 244V242H17V241L19 242V240H20V242H21V244H22L24 240L21 239V236L24 235V234L26 233V232L22 231V230H24L23 228H26V230H27L28 232L31 231V232H30V233H31V236H30V234H29L28 232H27L28 234L26 233V238L28 239V242H27V243L35 241L34 239H35V237H37L36 235H38V238H39V237L42 238V239L39 238L40 240H39V239H36V241H38V242L41 241V242H42V240L45 239L44 236L48 235L47 233H46V234L44 233L46 230H45V231L43 230V232H42V231L40 232V229L42 228V224H43L44 222H45V223L47 222L46 219H47L48 217L51 218V219L54 218V217H53V213H54V212H49V211H51V210H53L54 208H57V207H53V209H51V210H50V209H49V210L47 209L48 212H47V211H43V212H41V211H38V209H35V208H37L36 205H38V204H36V203H37V199H33V200H32V199H29V200H31V201H29L28 204L25 206V210H26L27 212L23 213V214H24L23 217H21V216H20L21 218H20V217H19V218L16 217V218H17V219H16V218L13 217L12 215L10 216L9 213H8L9 211L7 212V210H5V209L2 210V207H1V201H3L2 203H4V205H5V204H6V205L8 204V199H6L7 197H5V195L10 194V193H4V195L2 194L3 192H6L7 188L5 189V187H7V186L9 185V183H10V182H9L8 185L6 184V183H7V179H6ZM51 177H52V176H51ZM54 177H55V175H54ZM69 177H72V176L70 175ZM143 177H145V176L143 175ZM193 177H194V176H193ZM211 177H213V175H212ZM223 177H225V176L223 175ZM233 177H234V176H233ZM239 177L243 178V176H242L241 174H239ZM56 178H57V177H56ZM92 178H93V176H92ZM158 178H161V177H158ZM166 178H168V176H167ZM199 178H200V177L198 176V179H199ZM201 178H202V177H201ZM220 178H221V177L218 178V175H217V179H219V181H220ZM227 178H228V177H227ZM248 178H249V177H247V179H248ZM27 179H29V178H27ZM60 179H62V178H60ZM60 179H58V180H60ZM95 179H96V178H95ZM95 179H94V183L96 182L95 185L98 186V183H97V181H95ZM103 179H104V178H103ZM164 179H165V178H164ZM176 179H178V178H176ZM192 179H193V178H192ZM195 179H197V178H195ZM195 179H193V180H195ZM207 179H208V178H207ZM217 179H216V177H215L216 182H217ZM228 179H229V178H228ZM237 179H238V178H237ZM20 180H21V179H20ZM20 180H19V181H20ZM25 180H26V179H25ZM32 180H33V179H32ZM46 180H47V178H46ZM55 180H56V181H55ZM55 180H53V181H54L55 183H56V182L58 183L57 179H55ZM87 180H88V178H87ZM97 180H98V181H101L102 179L100 178V180H99V179H97ZM104 180H105V179H104ZM150 180H151V179H150ZM153 180H154V179H153ZM153 180H152V181H153ZM155 180H156V179H155ZM162 180H163V179H162ZM232 180H233V179H232ZM239 180H241V179H239ZM242 180H245V179H242ZM249 180H250V179H249ZM249 180H248V181H249ZM50 181H52V178H51ZM84 181H86V179H85ZM88 181H89V180H88ZM166 181H167V180H166ZM191 181H192V180H191ZM191 181H190V183H191ZM195 181L197 182V180H195ZM201 181H202V180H201ZM201 181H200V179H199V182H201ZM210 181H211V180H208L209 184L211 183ZM213 181H214V180H213ZM219 181H218V183H219ZM221 181H222V180H221ZM221 181H220V182H221ZM223 181L226 182V180H224V179H223ZM248 181L245 180V181H243V182H244V183L246 182V184L248 185V183H247ZM14 182H15V181H14ZM14 182H13V184L11 183L13 186H11V184H10L11 187H14V185H15ZM28 182H29V181L27 180V183H28ZM37 182H38V181H37ZM61 182H63V181L61 180ZM86 182H87V181H86ZM101 182H102V181H101ZM104 182H106V181H104ZM122 182H123V184H124L125 186L129 187V185H128L129 183L127 184V182H126V180H125L124 178H122ZM143 182H145V181H143ZM177 182H178V181H177ZM196 182H195V183H196ZM234 182H235V180H234ZM243 182H242L243 185L241 184L242 187H244V183H243ZM44 183H45V182H44ZM51 183H53V182H51ZM57 183H56V184H53V185H57ZM90 183H91V182H90ZM90 183H89V185H91ZM102 183H103V182H102ZM106 183H107V182H106ZM160 183H162V181H160ZM160 183H159V184H160ZM165 183H166V182H165ZM197 183H198V182H197ZM197 183H196V184H197ZM218 183H216V184H218ZM221 183L223 184V182H221ZM236 183H238V182L236 181ZM240 183H241V182H239V184H240ZM249 183H250V182H249ZM16 184H17V183H16ZM37 184H38V183H37ZM45 184H46V183H45ZM45 184H44V185H45ZM59 184H60V183H59ZM59 184H58L57 186L60 188L61 185H59ZM84 184H85V186H87L86 183H84ZM100 184H101V183H100ZM100 184H99V185H100ZM137 184H138V183H137ZM166 184H167V183H166ZM173 184H174V183H173ZM173 184H172V185H173ZM193 184H194V181L192 182V185H193ZM213 184H215V183H212V185H213ZM224 184H225V183H224ZM227 184H228V182H227ZM227 184H226V187H227ZM252 184H253V183H252ZM252 184H250L249 186L251 187ZM254 184H255V183H254ZM254 184H253V186H254ZM28 185H30V184H28ZM32 185H33V184H32ZM32 185H31V186H32ZM102 185H103V184H102ZM102 185H101V186H102ZM155 185H156V184H155ZM157 185H158V184H157ZM204 185H205V184H204ZM247 185H246V186H247ZM262 185H263V184H262ZM16 186H17V185H16ZM31 186H29L28 188H30ZM40 186H42V185H40ZM50 186H51V185H50ZM50 186H49V187H50ZM91 186H92V185H91ZM142 186H143V184H142ZM161 186H162V185H161ZM161 186H160V187H161ZM174 186H175V184H174ZM174 186H173V187H174ZM196 186H197V185H196ZM210 186H211V185H210ZM217 186H218V185H217ZM258 186H259V185H258ZM78 187H79V186H78ZM78 187H77V188H78ZM94 187H95V186H92L93 189H94ZM143 187H144V186H143ZM157 187H158V186H157ZM160 187H159V188H160ZM163 187L166 188V187L164 186V184H163ZM163 187H162V189H163ZM171 187H172V186H171ZM197 187H198V186H197ZM205 187H206L205 189H207V186H206V185H205ZM221 187H222V186H221ZM230 187H231V186H230ZM260 187H261V186H260ZM14 188H15V187H14ZM37 188H38V187H37ZM39 188H40V187H39ZM39 188H38V189H39ZM55 188H56V187H55ZM84 188H85V187H84ZM92 188H90V189H92ZM104 188H105V187H104ZM107 188H108V187H107ZM109 188H110V187H109ZM118 188H119V186H118ZM129 188H130V187H129ZM175 188H176V187H175ZM190 188L192 189L193 187L191 186ZM190 188H189V189H190ZM208 188H209V191H210V187H208ZM211 188H212V186H211ZM218 188H219V192H218V191H217V192H218V195H219L220 192H221V190H220V184H219ZM228 188H229V187H228ZM239 188H240V187H239ZM245 188H246V187H245ZM255 188H256V187H255ZM255 188H254V189H255ZM9 189H10V188H9ZM50 189H51V188H50ZM98 189H100V188H98ZM124 189H125V188H124ZM155 189H156V188L153 189V190H154V193L156 192ZM171 189H172V188H171ZM171 189H170V190H171ZM196 189H197V188L195 187V190H196ZM216 189H217V187H216ZM246 189L248 190V188H246ZM77 190H79V189H77ZM77 190H75V192H76ZM86 190H87V189H86ZM95 190H96V189H95ZM125 190L127 191V189H125ZM131 190H132V189H131ZM150 190H151V189H150ZM153 190H152V191H153ZM156 190H157V189H156ZM193 190H194V189H193ZM213 190H215V189H213ZM213 190H212V191H213ZM240 190H241V189H240ZM249 190H250V193H253L252 195H254L253 198L255 199V194H256V193H254V190H251V189H249ZM255 190H257V188H256ZM66 191L71 192L70 190H66ZM84 191H85V190H84ZM91 191H92V190H91ZM109 191H110V190H108L107 192H109ZM121 191H122V190H120V192H121ZM126 191H125V192H126ZM140 191H141V190H140ZM158 191H160V190H158ZM178 191H179V190H178ZM228 191H229V190H228ZM228 191H227V189H226V192H227V193H228ZM242 191H244L245 193H247V192L244 190V188H243ZM242 191H241V192H242ZM7 192H8V190H7ZM59 192H62V191H59ZM68 192L65 193V194H62V196L59 194V196L62 197V198H63V195H65V197H67V196L70 197L71 193L69 194ZM75 192H74V193L72 192V193L75 194ZM80 192H82V191H80ZM80 192H79V193H80ZM89 192H90V191H89V187H88V192H87V193L89 194ZM97 192H99V191L97 190ZM101 192H102V190H101ZM103 192H104V191H103ZM127 192H128V191H127ZM130 192H131V191H130ZM132 192H133V191H132ZM134 192H135V191H134ZM134 192H133V193H134ZM137 192H138V191H137ZM149 192H150V191H149ZM233 192H234V190H233ZM255 192H256V191H255ZM14 193H15V192H14ZM39 193H40V191H39ZM50 193H51V192H50ZM63 193H64V192H63ZM87 193H86V194H87ZM99 193H100V192H99ZM133 193L131 194V196H129L130 193H129V195H128L127 193H126V194H127L129 197H131L132 199H136V198H133L132 196L137 197L138 194H137V196H135ZM141 193H142V192H141ZM150 193H151V192H150ZM158 193H159V192H158ZM158 193L155 194V195H157V196L159 195V196H160L161 193H159V194H158ZM175 193L178 194L177 191H176ZM179 193H180V192H179ZM213 193H214V191H213ZM215 193H216V192H215ZM215 193H214V194H215ZM223 193H224V192H223ZM223 193H221V194L224 195ZM239 193H240V192H239ZM1 194H2V195H1ZM53 194H54V193H53ZM55 194H56V192H55ZM57 194H58V193H57ZM66 194H69V195L66 196ZM73 194H72V195H73ZM86 194L83 195V198H84V196H85ZM91 194H92V193H91ZM91 194H90V196H91ZM97 194H98V193H97ZM101 194H103V193H101ZM120 194H121V193H120ZM122 194H123V192H122ZM139 194H140V193H139ZM152 194H153V193H152ZM164 194H165V192H164ZM164 194H163V192H162L161 197H163ZM216 194H217V193H216ZM10 195H11V194H10ZM10 195H8V197H9ZM72 195H71V197H72ZM168 195H169L170 198H172L171 196H173V198H174V195H172V194H171V195L168 194ZM168 195H167V196H168ZM211 195H212V193H211ZM226 195H227V194H226ZM236 195H237V194H236ZM245 195H246V194H245ZM247 195H248V194H247ZM75 196H76V195H74L73 197H75ZM77 196H78V195H77ZM90 196H89V198H90ZM92 196H93V195H92ZM102 196H103V195H102ZM120 196H121V195H120ZM122 196H124V195H122ZM140 196H141V195H140ZM151 196H152V195H151ZM151 196H150V197H151ZM165 196H166V195H165ZM215 196H216V195H215ZM224 196H225V195H224ZM229 196H230V195H229ZM18 197H19V196H17L16 199H17ZM37 197H38V199H39L40 202H41V200H42L41 197H40V196H37ZM65 197H64L63 200L66 201L67 199H65ZM78 197H79V196H78ZM80 197H81V196H80ZM99 197H100V196H99ZM113 197H115V196H113ZM161 197H160V198H161ZM176 197H177V196H176ZM183 197H184V196H183ZM217 197H218V196H217ZM217 197H216V198H217ZM226 197H227V196H226ZM237 197H238V196H237ZM243 197H244V198H243ZM245 197H246V196H243V195H242L241 198H243V200H244ZM256 197H258V195H257ZM4 198H5V199H4ZM13 198H14V197H13ZM19 198L21 199V197H19ZM19 198H18V199H19ZM24 198H25V197H24ZM24 198H22V200H25V199H26V198H25V199H24ZM102 198H104V197H102ZM111 198H112V197H111ZM122 198L126 199L125 196H124V197H121L120 201L122 200ZM131 198H129V200H130V203L132 204L133 201H131V200H132ZM139 198H140V197H139ZM148 198H149V197H148ZM157 198H158V197H157ZM165 198L167 199L168 197H165ZM170 198H168L169 201H167V202H170V200H171ZM173 198H172V199H173ZM231 198H232V197H231ZM11 199H12V198H11ZM14 199H15V198H14ZM68 199H69V198H68ZM73 199H74V198H73ZM75 199H77V198H75ZM98 199H99V198H98ZM112 199H113V198H112ZM155 199H156V198H155ZM163 199H164V197H163ZM180 199H181V197H180ZM232 199H233V198H232ZM232 199H231V200H232ZM256 199H257V198H256ZM258 199H259V197H258ZM261 199H262V198H261ZM63 200L61 199L62 202H63ZM82 200H83V199H82ZM82 200H81V201H82ZM95 200H96V203L99 202V201H97V199H95ZM95 200H94V198H93L92 203H93ZM156 200H159V199H156ZM156 200H155V201H156ZM164 200H165V199H164ZM164 200H163V201H164ZM224 200H225V199H224ZM246 200H248V199H246ZM249 200H250V199H249ZM263 200H264V197H263ZM16 201H18V200H16ZM19 201H21V200H19ZM47 201H48V200H47ZM59 201H60V200H59ZM67 201H68V200H67ZM71 201L73 202L74 200L71 199ZM71 201H70V203H71ZM76 201H77V200H76ZM136 201H137V199H136ZM141 201H143V200H140V202H141ZM163 201H162L161 203H163ZM172 201H173V200H172ZM175 201H176V200H175ZM175 201H173V203H174ZM218 201H220V199L217 200V202H218ZM240 201H241V200H240ZM244 201H245V200H244ZM251 201H253V200L251 199ZM258 201H259V200H257L256 202H258ZM62 202H61V204H62ZM78 202H79V198H78ZM82 202H83V201H82ZM167 202H166V203H167ZM225 202H226V200H225ZM237 202H238V201H237ZM248 202H249V201H248ZM263 202H264V201H263ZM14 203H15V202H14ZM18 203H20V202H18ZM18 203H16V204H18ZM24 203H25V202H24ZM67 203H68V202H67ZM67 203H65V204H67ZM75 203H76V202H75ZM156 203H157V202H156ZM164 203H165V202H164ZM164 203H163V204H164ZM175 203H176V202H175ZM175 203H174V204H175ZM229 203H230V200H229V202H228V205H229ZM20 204H21V203H20ZM48 204H49V203H48ZM48 204H47V206H48ZM57 204H58V203H57ZM106 204H107V203H106ZM124 204H126V203L124 202ZM131 204H130V205H127V204H126V205H124V206L121 208V211H120V216H121V217H123V215L125 216V214H126L127 216H130V215H131V216H135V212H138V207H137V205L135 204V202H133L134 205L132 204L135 208H134L133 206H131ZM251 204H252V203H250V205H251ZM262 204H263V203H262ZM262 204H261V202H260V203L258 204L259 207H260V205H262ZM4 205H3V206H4ZM42 205H43V203H41V206H42ZM49 205H50V204H49ZM54 205H55V204H54ZM62 205H63V204H62ZM73 205H74V203H73ZM76 205H77V204H76ZM99 205H100V207H103V206H101V204H99ZM102 205H103V204H102ZM107 205H108V204H107ZM151 205H152V204H151ZM167 205H168V203H167ZM220 205H221V204H220ZM243 205H244V203H243ZM250 205H248V206L246 207V209H244V210L246 211V210L248 209V207L250 208V207H251ZM19 206H20V205H19ZM19 206H17V207L19 208ZM41 206H40V207H41ZM47 206H46V207H47ZM52 206H53V203H52ZM52 206H51V207H52ZM65 206H67V207H64V205H63L64 210H65V208H70V207H69L70 204H69V206H68V205H65ZM83 206H84V205H83ZM89 206H90V204H89ZM105 206H106V205H105ZM105 206H104V207H105ZM113 206H114V204H113ZM156 206H157V205H156ZM160 206H161V205H159V207H160ZM171 206H172V204H171ZM216 206H217V205H216ZM223 206H224V204H223ZM225 206H226V204H225ZM245 206H246V205H245ZM10 207H12V206H10ZM43 207H45V204L43 205ZM43 207H42V208H43ZM46 207H45V208H46ZM49 207H50V206H49ZM61 207H62V206H60V209H61ZM153 207H154V206H153ZM153 207H152V208H153ZM157 207H158V206H157ZM178 207H179V206H178ZM214 207H215V206H214ZM4 208H5V207H4ZM7 208H9V207H7ZM12 208H13V207H12ZM12 208H10V209H12ZM21 208H23V207L21 206ZM71 208H73V207H71ZM75 208H76V207H75ZM78 208H79V207H78ZM80 208H81V207H80ZM111 208H112V207H111ZM115 208H116V207H115ZM155 208H156V207H155ZM162 208H163V207H162ZM164 208H165V207H164ZM174 208H175V206H174ZM179 208H180V207H179ZM179 208H178V209H179ZM185 208H186V207H185ZM212 208H213V207H212ZM217 208H218V207H217ZM225 208H226V207H225ZM243 208H245V207H243ZM243 208H242V209L239 208V209H240V210H243ZM253 208H254V210H255L254 205H253ZM260 208H261V207H260ZM263 208H264V207H263ZM263 208L260 209V216L264 215V211H262L263 214L261 215V210H262ZM60 209L57 208V210H60ZM84 209H85V208H84ZM101 209H102V208H101ZM165 209H166V208H165ZM171 209H173V207H172ZM178 209H177V210H178ZM181 209H182V208H181ZM187 209H189V208H187ZM187 209H186V210H187ZM191 209H192V208H191ZM236 209H237L238 212H239V209H238V208H236ZM251 209H252V208H250V210H251ZM12 210H13V211H12ZM12 210H11L12 212H15V211H16V208H14V209H12ZM14 210H15V211H14ZM17 210H18V209H17ZM25 210L23 209V211H25ZM35 210H36V211H35ZM42 210H43V209H42ZM44 210H45V209H44ZM57 210H56V212H57ZM82 210H83V209H82ZM106 210H107V209H106ZM112 210L114 211V208H113ZM153 210H154V209H153ZM155 210H156V209H155ZM177 210H175L174 213H175ZM198 210H200V209H198ZM252 210H253V209H252ZM11 211H10V212H11ZM53 211H54V210H53ZM62 211H63V210H62ZM68 211H69V210H68ZM70 211H73V210H70ZM78 211H80V210H78ZM95 211H97V210H95ZM99 211H100V209H99ZM115 211H116V210H115ZM158 211H161V210H158ZM165 211H166V210H165ZM171 211H172V210H171ZM179 211H180V210H179ZM179 211H178V212H179ZM187 211L189 212V210H187ZM187 211H186V212H187ZM233 211H234V210L231 211L233 214L237 213V212L234 213ZM245 211H244V212H245ZM248 211H249V210H248ZM248 211H246V212H248ZM56 212H55V213H56ZM65 212H66V211H64V213H65ZM75 212H76V211H75ZM103 212H104V211H103ZM107 212H108V211H107ZM107 212H105V213L107 214ZM110 212H111V211H110ZM169 212H170V211H169ZM180 212H181V211H180ZM183 212H184V210H183ZM249 212H250V211H249ZM253 212H256V211H253ZM253 212H252V214H254ZM17 213H18V212H17ZM19 213H20V212H19ZM55 213H54V216L59 215L60 212H58V214H56V215H55ZM64 213H62V214H63V215H66V214H64ZM68 213H69V212H68ZM121 213H122V214H121ZM149 213H150V212H149ZM162 213H163V212H162ZM170 213H171V212H170ZM195 213H196V212H195ZM222 213H223V212H222ZM227 213H228V212H226V214H227ZM229 213H230V212H229ZM240 213H241V212H240ZM250 213H251V212H250ZM250 213H248V214H250ZM11 214H12V213H11ZM20 214L22 215V213H20ZM62 214H60L59 216H62ZM74 214H75V215L72 214V215H73L72 218H74L75 216H77L79 213H78L77 215H76V213H74ZM108 214H109V212H108ZM115 214H116V213H115ZM132 214H134V215H132ZM136 214H137V213H136ZM181 214H182V213H181ZM181 214H179V216H177V217H180ZM193 214H194V213H193ZM202 214H203V213H202ZM233 214H231V215L233 216ZM237 214H238V213H237ZM245 214H247V213H244L243 216L246 217L247 215H245ZM257 214H258V213H257ZM257 214H256V216H257ZM148 215H150V214H148ZM169 215H170V214H169ZM187 215H188V214H187ZM190 215H192V214L190 213ZM198 215H199V214H198ZM16 216H18V215H16ZM142 216H144V215H142ZM150 216H151V215H150ZM174 216H175V215H174ZM193 216H194V215H193ZM228 216H229V215H228ZM260 216H259V217H260ZM90 217H91V216H89L88 218H90ZM109 217H111V216L109 215ZM117 217H118V216H117ZM125 217H126V216H125ZM181 217H182V216H181ZM181 217H180V218H181ZM200 217H201V215H200ZM252 217H253V216H252ZM69 218H70V217H69ZM77 218H78V217H77ZM107 218H108V217L105 216L104 221H105V219H107ZM119 218H120V217H119ZM129 218H130V217H129ZM148 218L150 219L149 216H148ZM249 218H250V217H249ZM249 218H247V220H248ZM262 218L264 219L263 216H262ZM54 219H55L57 222L61 221L58 217H57V219H56V217H55ZM54 219H53V221H54ZM61 219H62V218H61ZM116 219H117V218H116ZM116 219H115V220H116ZM120 219H121V218H120ZM135 219H136V217H135ZM138 219H139V218H137V220H138ZM167 219H168V218H167ZM235 219H238V218H235ZM240 219H241V218H240ZM254 219H257V218H254ZM254 219H253V220H254ZM263 219H262V221H264ZM45 220H46V221H45ZM58 220H59V221H58ZM101 220H102V219H101ZM115 220H113V221L115 222ZM126 220H128V219H126ZM132 220H133V219H132ZM153 220H154V219H153ZM182 220H183V219H182ZM184 220H185V219H184ZM190 220H192V219H190ZM247 220H246V221H247ZM259 220H260V219H259ZM43 221H44V222H43ZM48 221H49V220H48ZM51 221H52V220H51ZM51 221H50V222H51ZM53 221H52V222H53ZM121 221L123 222L124 219L121 220ZM134 221H135V220H134ZM138 221H139V220H138ZM140 221H141V220H140ZM148 221H149V220H148ZM163 221H164V220H163ZM178 221H179V219H178ZM180 221H181V219H180ZM180 221H179V222H180ZM243 221H245V220H242L241 222H243ZM248 221H249V220H248ZM50 222H49V223H50ZM111 222H112V221H111ZM125 222H126V221H125ZM127 222L131 223L129 220H128ZM127 222H126V224H127ZM144 222H146V220H145ZM160 222H161V221H160ZM188 222H189V221H188ZM257 222H258V221H257ZM45 223H44V224H45ZM49 223H46V224H48V226H50L51 228L54 227V226L49 225ZM53 223H56V222H53ZM69 223H70V222H69ZM72 223H73V222H72ZM88 223H89V221H88ZM107 223H109V222L107 221ZM138 223H139V226H142V224L145 225V223H143V221H142V224H141V225H140L141 222H138ZM150 223H152V221H151ZM190 223H191V222H190ZM192 223H193V222H192ZM234 223H235V222H234ZM236 223H237V221H236ZM236 223H235V225H236ZM250 223H251V222H250ZM254 223H255V222H254ZM254 223H253V224H254ZM9 224H10V225H9ZM12 224L18 226L19 229H20V230L22 229V230H21V231H20V230L18 231V230H16V229L10 228ZM57 224H58V223H57ZM79 224H80V223H79ZM110 224H111V223H110ZM113 224H114V226L119 225V224L115 225V223H113ZM121 224H122V223H121ZM121 224H120V225H121ZM132 224H133V222H132ZM146 224H147V223H146ZM159 224H160V223H159ZM164 224H165V223H163L162 225H164ZM179 224H180V223H179ZM182 224H183V222H182ZM73 225H75V223H73ZM73 225H72V226H73ZM86 225H87V224H86ZM86 225H85V226H86ZM120 225H119V226H120ZM135 225H136V224H135ZM157 225H158V224H157ZM160 225H161V224H160ZM162 225H161V226H162ZM184 225H185V222H184ZM191 225H192V224H190L189 226H188V225H186V226L189 228V227H191ZM254 225H256V224H254ZM262 225H263V224H262ZM55 226H56V225H55ZM59 226H61V225H59ZM88 226H89V225H88ZM92 226H93V225H92ZM121 226H122V225H121ZM129 226H131V225H129ZM137 226H138V225H137ZM137 226H133L134 228H130V229H132L130 232H132L133 229H135V227H137ZM139 226H138V227H139ZM161 226L158 227L157 230H159V229L161 228ZM182 226H183V225H182ZM263 226H264V225H263ZM56 227H58V225H57ZM65 227H66V225L64 226V228H65ZM138 227H137V228H138ZM143 227L146 228V227H148V225H146V227H145V226H143ZM149 227H150V225H149ZM149 227H148V228H149ZM152 227H153V226H152ZM174 227H175V226H174ZM192 227H193V226H192ZM249 227H250V226H249ZM249 227H248V228H249ZM252 227H253V226H251V228H252ZM14 228H15V227H14ZM46 228H47L48 233H49V232H50V231H49L50 228H48L47 226H46ZM46 228H45V229H46ZM54 228H55V227H54ZM54 228L52 229L53 232H55V231H54ZM118 228H119V227H117V231H116L117 233L120 232V230H118ZM140 228H141V227H140ZM150 228H151V227H150ZM150 228H149V229H150ZM165 228H166V227L164 226V230H165ZM169 228H170V227H169ZM179 228H181V229H179ZM179 228H178V230H182V227H181V226H180ZM183 228H184V227H183ZM188 228H187V229H188ZM253 228H255V227H253ZM60 229H61V228H60ZM90 229H91V228H90ZM93 229H94V228H93ZM113 229H114V227H113ZM124 229H126V227H125ZM141 229H142V228H141ZM187 229H186V230H187ZM190 229H191V228H190ZM190 229H189V230H190ZM193 229H194V227H193ZM219 229H220V228H219ZM245 229H246V228H245ZM259 229H260V231H261V227H259ZM259 229H257V230H259ZM262 229H263V231H264V228H263V227H262ZM36 230H37V231H36ZM55 230H56V229H55ZM138 230H140V229L138 228ZM157 230L155 229V231H154V230L152 229V233H153V231H154V233H155ZM167 230H168V228H167ZM239 230H241V229H239ZM34 231H36V232H34ZM38 231H39V232H38ZM57 231H58V230H57ZM82 231H83V230H82ZM114 231H115V229L113 230V235L116 233V232H114ZM118 231H119V232H118ZM128 231H129V230H128ZM142 231H144V230H142ZM142 231H140L141 233H143V234L139 235L140 239H139L138 237H135V236H134V238H137V239L140 240V241H141V240H142V241H146V242H141V243H143V247H144V251H145V245H148L149 242H148V239H146V238L144 237L145 232H142ZM161 231H162V230H161ZM161 231L159 230V232L157 231L156 233H160ZM172 231H173V227H172ZM172 231H171V232H172ZM175 231L177 232V230H174V231H173L174 234L172 233V235H174V236H175ZM192 231H193V230H192ZM192 231L190 230V232H186V233L184 232V233L186 234V237H185V235H183V236L185 237L184 240L187 241V239H189V238H190L189 240H191V235H190V237H189L187 234H188V233L191 234ZM46 232H47V231H46ZM95 232H96V231H95ZM95 232H94V233H95ZM121 232H123L122 229H121ZM135 232H136V231H135ZM135 232H134V233H135ZM140 232L138 231V233H140ZM163 232H165V231H163ZM163 232H161V233L166 235V232H165V233H163ZM181 232H182V231H181ZM76 233H77V232H76ZM136 233H137V232H136ZM178 233H180V231H179ZM178 233H177V235H179ZM253 233H254V232H253ZM34 234H35V235H34ZM44 234H45V235H44ZM52 234H53V236H54V233H52ZM52 234L50 233V236H51ZM119 234H120V233H119ZM125 234H127V229H126ZM167 234H168V232H167ZM182 234H183V233H182ZM196 234H197V233H196ZM258 234H260L259 231H258ZM19 235H20V236H19ZM33 235H34V236H33ZM55 235H57V234H55ZM111 235H112V233H111ZM116 235L118 236V234H116ZM131 235H132V234H131ZM142 235H143V236H142ZM151 235H153V234H151ZM158 235H159V234H158ZM169 235L171 236L170 233H169ZM169 235H166L167 238H165V239H169V238H171V241L169 240L168 242H171V243H173V244H174V243L176 244V241H177V242L180 241V240L177 239V236L174 237L173 240H172V237H173V236L168 238ZM197 235H198V234H197ZM224 235H225V234H224ZM240 235H241V234H240ZM261 235H262V234H261ZM261 235H258V237L261 236ZM78 236H79V235H78ZM108 236H109V235H108ZM132 236H133V235H132ZM141 236H142V237H141ZM160 236H162V235L160 234ZM166 236H165V237H166ZM193 236H194V235H193ZM216 236H217V235H216ZM14 237H15V238H14ZM55 237H56V236H55ZM55 237H54V238H55ZM95 237H96V236H95ZM111 237H112V236H111ZM114 237H116V236H113L112 238H114ZM155 237H156V236H155ZM178 237H180V235H179ZM187 237H189V238H187ZM194 237H195V236H194ZM204 237H205V235H204ZM234 237H235V236H234ZM242 237H243V236H242ZM24 238H25V237H24ZM26 238H25V239H26ZM46 238H47L46 240H48V238H51V237H49V235H48V236H46ZM117 238H119V236L116 237V240H117ZM159 238H160V237H159ZM163 238H164V235H163ZM175 238H176L177 240L174 242ZM181 238L183 239L182 235H181L180 239H181ZM186 238H187V239H186ZM260 238H263V236H261ZM260 238H259V240H261ZM12 239H14V240H16V241H15L14 243H12ZM120 239H122V238H120ZM124 239H125V237H124ZM182 239H181V240H182ZM14 240H13V241H14ZM21 240H22V241H21ZM80 240H81V239H80ZM111 240H113V239H111ZM116 240H114V242H115ZM134 240H135V239H134ZM138 240H136L137 243H138ZM152 240H153V239H151V240L149 239V241L152 242V244H153V243H154V240H153V241H152ZM157 240H158V239H157ZM193 240H194V239H193ZM211 240H212V239H211ZM213 240H214V239H213ZM245 240H246V239H245ZM262 240H263V239H262ZM122 241H123V240H121V242H122ZM140 241H139V242H140ZM165 241H166V240H165ZM172 241H173V242H172ZM186 241H185V242H186ZM215 241H216V240H214V243H215ZM232 241H233V240H232ZM232 241H231V242H232ZM20 242H19V243H20ZM25 242H26V241H25ZM43 242H45V240H43ZM49 242H51V241H49ZM49 242L46 241L45 243H49ZM136 242H134V243H136ZM147 242H148V243H147ZM168 242H167V243L165 242V243L168 244ZM194 242H195V241H194ZM194 242H193V243H194ZM242 242H243V241H242ZM27 243H26V244H27ZM36 243H37V242H36ZM56 243H58V242H56ZM100 243H101V242H100ZM123 243H124V242H123ZM129 243H130V242H129ZM144 243H145V244H144ZM146 243H147V244H146ZM156 243H157V242H156ZM165 243H164L165 246L159 245V246H162V247H163L162 249L160 248L161 251H162V250H167V249H168V251H169V247H170V246H171L170 248H175V247H173V246H175V244H174V245L172 244V245H170L169 247H167ZM171 243H170V244H171ZM180 243H181V242H180ZM180 243L178 242L177 244L180 245ZM182 243H184V242H182ZM182 243H181V245H182ZM191 243H192V242H191ZM21 244H20V245H21ZM30 244H32V243H30ZM61 244H62V243H61ZM112 244H113V243H112ZM114 244H116V243H114ZM117 244H119V243L117 242ZM117 244H116V245H117ZM139 244H140V243H139ZM150 244H151V243H150ZM241 244H242V243H241ZM249 244H250V243H248V245H249ZM18 245H19V244H17V246H18ZM20 245H19L18 248H20ZM34 245H35V244H34ZM49 245H50V246H49ZM49 245H48V247H53L54 244L51 242V244H49ZM55 245H56V244H55ZM123 245H126V244H123ZM140 245H141V244H140ZM140 245H139V246H140ZM179 245H178V246H179ZM181 245H180V247H178V250L180 249V251L182 252L183 249L186 248V247H184V248L182 249L181 247H182L183 245H182V246H181ZM188 245H190V243H189ZM216 245H217V244H216ZM260 245H262V244H260ZM28 246H29V245H28ZM112 246H113V245H112ZM114 246H115V245H114ZM119 246H120V244H119ZM126 246H127V245H126ZM139 246L136 244V247H139ZM151 246H152V245H151ZM156 246H157V245H156ZM176 246H177V245H176ZM185 246H187V245H185ZM190 246H191V245H190ZM192 246H193V245H192ZM192 246H191V248H192ZM219 246H220V245H219ZM226 246H227V245H226ZM24 247H25V243H24ZM34 247H35V246H34ZM55 247H57V246H55ZM115 247H117V246H115ZM127 247H129V246H127ZM132 247L135 248V245L133 246V244H132ZM140 247H141V246H140ZM148 247H149V246H148ZM152 247H153V246H152ZM165 247H166L167 249H166ZM216 247H217V246H216ZM216 247H215V249H217ZM249 247L251 248V246H249ZM15 248H17V247H15ZM21 248H22V247H21ZM29 248H32V246L29 247ZM120 248H121V247H120ZM149 248H151V247H149ZM155 248H158V247H155ZM220 248H221V247H220ZM232 248H233V247H232ZM241 248L244 249V247H241ZM12 249H13V251H14V247H13V248H12V247H6V248L3 247V248L0 249L1 252H4V253H2V254L0 255V256H1V258H0V264H9L8 262H11V261H10L11 259L9 260V258H8V254L12 251ZM39 249H41V247H40ZM42 249H44V248H42ZM42 249H41V250H42ZM112 249H114V248H112ZM112 249H111V250H112ZM129 249H130V248H129ZM137 249H138V248H137ZM137 249H136V250H137ZM187 249H188V248L185 249L186 252H187ZM197 249H198V248H197ZM197 249H196V250H197ZM226 249H227V248H226ZM246 249H247V248H246ZM41 250H40V251H41ZM114 250H115V249H114ZM117 250L120 251L121 249L119 250V248H118V249H116V251H117ZM132 250L134 251L135 249H132ZM158 250H159V248H158ZM196 250H195V251H196ZM217 250H218V249H217ZM231 250H232V249H231ZM248 250H250V249H248ZM16 251H17V250H16ZM16 251H15V252H16ZM37 251H38V249H36V253H37ZM46 251H47V249H46ZM46 251H44V253H46ZM64 251H65V250H64ZM129 251H130V250H129ZM161 251H160V252H161ZM171 251H172V250H171ZM174 251H175V253H177V252H176V248H175ZM191 251L194 252L193 250H191ZM198 251H199V249L197 250V252H198ZM214 251H215V250H214ZM252 251H253V250H252ZM252 251H250V252H252ZM42 252H43V250H42ZM130 252H131V251H130ZM130 252L127 251V253H128V254L130 255V257H131ZM164 252H166V254H167V251H164ZM178 252H179V251H178ZM181 252H179V253H180L179 255H181V256H180V260L183 259V258H182V254H181ZM221 252H222V251H221ZM221 252H220V253H221ZM226 252H227V251H226ZM13 253H14V252H13ZM18 253H19V255H20V252H17V254H18ZM34 253H35V252H34ZM134 253H135V252H134ZM143 253H146V252H143ZM175 253H174V255H175ZM199 253H200V252H199ZM215 253H216V252H215ZM14 254H15V253H14ZM128 254H126V255H128ZM177 254H178V253H177ZM194 254H196V253L194 252ZM203 254H205V253H203ZM212 254H213V253H211V255H212ZM221 254H222V253H221ZM253 254H254V253H253ZM10 255H11V254H10ZM19 255H18V256L16 255V256H17V257H20ZM69 255L71 256L72 254H71V252H68V250H67V252H65L64 254H62V257H61L60 259H58V260H55L54 263H55V264H67L68 261L70 260V259H69ZM108 255H109V254H108ZM121 255H122V254H121ZM121 255H120V257L118 256L120 259H121ZM132 255H133V254H132ZM179 255H178V256H179ZM205 255H206V254H205ZM219 255H220V254H219ZM225 255H226V253H225ZM225 255H224V256H225ZM229 255L231 256V254H229ZM21 256H22V255H21ZM123 256H125V254H123ZM134 256H135V255H134ZM134 256H132V257H134ZM147 256H148V254H147ZM176 256H177V255H176ZM178 256H177V257H178ZM197 256H198V255H197ZM199 256L202 257V255H199ZM220 256H221V255H220ZM220 256H217V255H216L217 260H218V258H219ZM227 256H228V255H227ZM230 256H229V259H228V260H230ZM238 256H239V255H238ZM252 256H253V255H252ZM9 257H10V256H9ZM11 257H12V255H11ZM11 257H10V258H11ZM13 257H14V255H13ZM46 257H47V256H46ZM192 257H193V254H192V256H191V259H192ZM205 257H206V256H205ZM225 257H226V256H225ZM236 257H237V256H236ZM26 258H27V257H26ZM28 258H29V257H28ZM124 258H125V257H124ZM198 258H199V257H198ZM198 258H196V259H198ZM206 258H207V257H206ZM206 258H205V259H206ZM222 258H223V257H222ZM231 258H232V257H231ZM19 259H20V258H19ZM127 259H130V258L127 257ZM132 259H133V258H132ZM220 259H221V258H220ZM234 259H235V258H234ZM110 260H111V259H110ZM113 260H114V259H112V261H113ZM125 260H126V259H125ZM133 260L135 261V259H133ZM137 260H138V259H137ZM146 260H147V259H146ZM175 260H178V258L175 259ZM193 260H194V259H193ZM193 260H192V261H193ZM209 260H211V258H210ZM209 260L207 261V264L209 263ZM217 260H216V261H217ZM224 260H225V259H224ZM236 260H237V259H236ZM255 260H256V259H255ZM48 261H49V260H48ZM123 261H124V260H123ZM128 261H129V260H128ZM130 261H131V260H130ZM130 261H129V262H130ZM134 261H133V262H134ZM226 261H227V260H226ZM12 262H14V261H12ZM151 262H152V260H151ZM179 262H180V261H179ZM179 262H177V263H179ZM182 262H184V261H182ZM194 262H195V261H194ZM214 262H215V261H214ZM231 262H232V261H231ZM240 262H241V261H240ZM33 263H34V262H33ZM75 263H76V262H75ZM124 263H126V261H124ZM127 263H128V262H127ZM130 263H131V262H130ZM134 263H135V264H136V263H137V264H140V262L138 263V261H137V262H134ZM134 263H133V264H134ZM191 263H192V262H191ZM217 263H218V262H217ZM217 263L215 262V264H217ZM226 263H227V262H226ZM251 263H252V262H251ZM90 264H91V263H90ZM141 264H142V263H141ZM183 264H184V263H183ZM185 264H186V262H185ZM192 264H194V263H192ZM211 264H213L212 261H211Z\"/></svg>", "mask_w": 264, "mask_h": 264}]
</instances>
